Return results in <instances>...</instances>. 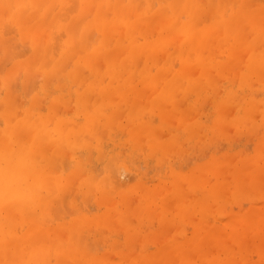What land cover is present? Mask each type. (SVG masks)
<instances>
[{"label":"bare ground","instance_id":"1","mask_svg":"<svg viewBox=\"0 0 264 264\" xmlns=\"http://www.w3.org/2000/svg\"><path fill=\"white\" fill-rule=\"evenodd\" d=\"M144 1L145 2L142 3L143 4L142 5V4H139V2L140 3L143 2L141 0H128L126 5H123L124 2H126L125 0H0V264H53L52 262H50V260L51 261L55 260L54 262H57V264H103L104 261L106 262L107 259L103 261V258H108V255H113V254L108 253L107 257H106V255L104 256L103 254H102L103 256H101V255L97 256V255H94V253L92 254L90 252H87L92 248V246H93L92 244H94V243H92L90 236H91V233H93V232L95 233V230L92 231V229H94V227H95V224H93V223H96V222H94L96 220L92 218V213L90 212L91 207L89 206V203H91L90 197L92 195L100 193L102 195L103 203L105 204L106 203L105 200L106 199L108 200L110 198L113 199L112 197H110L111 194H113L115 192H119V189L123 185L122 184L123 178L121 177V175H123L125 173V171L118 170V166H119V168L125 167V169H127L126 167H128L129 165L128 166H123V165H125V162L127 163V161L129 160L128 158L130 156L127 158V160H126V158L125 159L123 157L121 158V156H122L121 150L115 149L119 146V142H118L117 138H118V134L120 133L119 132L118 134H116L115 128H116V126L121 125L123 123V120H122L123 116L125 117V119L127 117L128 119H131L132 121H134L136 118H137V120L140 118L141 119L144 118L140 114L144 113L143 115L145 116L146 112L143 111V113H142L141 111L144 108L147 110L148 106L152 105V104L149 105L150 101L148 103V106H147V103H145V102H148V99L150 100V97L148 96L150 93H151L150 96L153 94L151 97V102H153V104L154 103L158 104V102H161L162 97L165 95L169 94L172 97V95L170 93L165 94L166 89H163V83H162L163 79L160 81L159 78L164 77V79H165V78L169 77V80H167V79L164 80V81H166V80L168 81V83H166L164 85H168L167 89L169 90V92L172 91L173 89L177 90L178 88L182 89L181 90V92H182L183 91L182 87H184V86L186 87V85H185L186 82L190 83L192 80H195L194 86H196V84H197L196 81L200 79V83H199V85H200V84H202L201 80L205 76L207 78H209L210 75L211 76L213 75L212 76V77H214L212 79L213 81H215V80L217 81L218 79H220L219 77H217V75L220 73L212 72L213 71L212 65H211L212 61L210 59V57L211 58L217 57V56L211 55L212 52H215L216 54L218 53V51L221 52V49H218V51H216L218 46H217V48H216V45L212 46L216 43L215 42L216 38L214 39L215 36L213 37V34H216L217 31H219V30H216V32L214 31L215 29H217V26H219L218 29L220 28L223 30V34H222V32H218V33H220V36L224 37V38L222 37L223 40L224 39L226 40L225 35L226 36L231 35L230 41L235 40V44L239 43L240 47L243 46V44H246L245 42H247L246 39L244 40V38L249 37L253 33V31H255V30H252V29H254L253 28L254 26H255V28L258 27V29L256 28V30L258 31V33H256V35L258 34L257 38L259 37V40H262V41L264 39V5H263L264 2H263V0H261V1L258 0L260 3L262 2L261 4L258 2H255V0H252L253 2H255V4H259V5L253 4L252 1L250 0L251 4H253V6L254 5L256 6V7L254 6L255 8H251L253 6L251 4H249L248 1H245V0H242V1L240 0L241 2L240 1L234 2V0H233L234 3L233 2L231 3L232 0L231 1H229V0H156L158 3V6L155 5L156 4V3H154V2H156L155 0H144ZM203 1L206 3H203ZM244 1H245V4L242 3ZM205 4H207V5H205ZM208 4L210 6L209 8H207ZM234 4H236V7ZM239 4H240V6H239ZM211 6L213 9V11H212L213 13L210 11ZM234 7H235V9H234ZM236 8L238 10H236ZM250 10L252 12H256V14L253 13L255 15L254 17L252 15L248 16V17L252 16V20H251V18L244 17V15ZM206 11L208 12L209 15H207ZM203 12H206V14L204 15ZM211 14H213V15H211ZM249 14H252V13L250 12ZM214 15L217 18L219 17V19H216V17L211 18ZM247 15H248V13H247ZM208 17H210L212 20H210V18L208 19ZM243 17L245 19L248 18L247 20H251V22L245 21V23L247 22L245 24L243 22V20H245ZM255 17H256V19H254ZM201 18L202 19L204 18L203 21H205L206 20L205 18H207L208 21L206 20L207 22L206 21L204 22L207 24L210 23L209 21H212L213 24L212 23L209 24V29L212 30L211 27L213 25H215L214 30H213L214 33L212 31L213 34L210 32V30H209V32L211 33V35L205 34L207 28L202 27L204 25L203 21H201V24H203V25L199 26V22H200ZM214 20H216V21H214ZM240 20H242V21H240ZM252 21H254V22L252 23ZM238 22H239V25L243 24V23L245 25H242L240 27L241 29L235 27L236 29L234 30L235 31L234 32L233 31L234 26H235V24H238ZM241 22H243V23H241ZM207 24H205L204 26H207ZM247 25H248V27L245 28V26H247ZM250 25L252 27L251 33L247 32V30H248L247 28H249V30H250V27H249ZM201 27L203 29H206V30H203V31H205V33L203 31H201L202 29L201 30L198 29ZM154 28H155V30H153ZM242 28H243V30H242ZM150 30H152V32ZM153 31L154 32L157 31L156 33H158V34L154 33ZM167 31L177 32L176 34H178V36L175 33L171 32V35H172V33L175 34L176 36H174V37H176L177 39L178 38L180 39L182 36L183 37L180 40L178 39V41H177L176 38H174L172 35V37L174 39H172L173 41L171 40V43L168 41L169 42V44H168V42H166V41L168 39H171L172 37H170L168 35ZM243 31H246V32H244L242 34ZM209 32H207V33H209ZM98 33L100 35L96 36ZM153 33L158 35V36H155L157 38H152V36L154 37ZM166 33H167L168 37H170V38L166 39V36H167ZM246 33L250 34V35L248 36ZM180 34H183V35H180ZM150 35H152L151 36L152 41L149 38ZM253 35H255V33L252 34V37H253ZM256 35H255V37H256ZM94 36L98 37V40H94ZM141 36L143 38H145V41H147V43L144 41L145 42V43H143L144 46H142V44H141L143 42L140 40ZM217 36H218V34H217ZM250 38H251V36H250ZM250 38H248L249 41H250ZM148 39H149L150 43L148 42ZM182 39H185V40H182ZM220 39H221V37H220ZM253 39H254V37H253ZM256 40L258 41V39H256ZM176 41H177V43H176ZM217 41H218V44L221 43L219 41V38ZM221 41H222V39H221ZM230 41H229V37H228L227 44L231 45ZM241 41H243V42H241ZM257 41L249 42V43L255 44V47H256V44L258 43L257 48H259V50L257 48H255V50L256 49L257 50L256 51L253 50V51L249 52V54H248V51H249V49H253L252 48L253 44H251L250 48H249V46L247 47L245 45L246 50L244 49V46H243V49L240 48L242 51L240 49L236 50V48L239 47V45H238L235 48V50L237 52H235V53L232 52V53H234V54H232V56H235V57L234 58L232 56L228 57L227 59L229 61H230V59H232V60L230 62L227 60L228 61L227 64H225V66L223 65L224 68L222 66H221L222 68L219 67V65L215 64V62H213L212 64L216 65V66L218 65V69L219 68L223 69L222 72L220 71L221 74L223 75V76L221 75L222 77H224L225 74L227 76H229L231 71H233L231 76L236 75V76H234L236 79L237 75H239V74H237L238 73L237 69H239L240 65L244 66V64H245L244 62L247 61L246 64H247L248 68L253 69V70H259L260 69L259 71H256L259 73V75L256 73V75L259 77V78L257 77L258 81L262 80V78L264 79V75H263V73H264V71H263L264 70V49L263 50L260 49L259 41L258 42ZM262 41L260 43V46L263 45ZM178 42H179V45L182 43V45L179 47L176 46V45H178ZM222 42L224 43V41H222ZM228 42H230V43H228ZM240 42L242 43V45L240 44ZM145 44H146V46H145ZM173 44L179 50V52L177 49H175V47H173ZM207 44H210L209 47L211 46V49L214 48L210 52V55H211L210 57H207V55L204 52L205 51L204 47H206ZM221 46H222L221 48H224L223 44H221ZM232 46H233V43H232ZM209 47H208V49H209ZM226 47H228V45H226ZM170 48L172 50L173 49L177 50V52L175 50H174L175 52H172V50ZM228 48H226V49H228ZM230 48L234 49L233 47H230ZM247 48H248V50H247ZM159 49H164L165 52L168 51L169 54L164 52L166 54V56H164L165 54H163V52H161V51H159L160 52V54H159V53H157ZM180 49H181V51H180ZM226 49L223 50L221 52V54L225 53L227 51ZM164 50H162V51H164ZM207 51H209V50H207ZM170 52L174 53V55L177 58H180V60H181V57L183 58L184 64L182 63V61L180 62L178 59H176V60H178V62H180L182 65H185V68H180V67H179L180 69L174 68V67H176L175 62H174L176 57H173L174 55H172V53L170 55ZM182 52H184L185 55L180 57L181 54L182 55L184 54ZM241 52L246 53L245 57H244V54L241 56L242 59L244 60L242 62H241L242 59H241V57L239 58V54H238ZM177 53H179V54H177ZM221 54L219 53V56H221ZM227 55H228V53H227ZM227 55H225V56H227ZM236 55H238V57H236ZM247 55H249V56H247ZM161 56H164V57L162 58ZM167 56H169L170 58L172 57L171 58L172 60L170 58L168 59L170 62L167 61V59H166ZM208 56H209V54H208ZM159 57H161L162 59H166L167 62L165 60L163 62H161L162 60H161V58L159 59ZM188 57H192L194 59L193 60H192V58L188 59ZM246 57H248L247 58L248 60L247 59L245 60ZM173 58H174V60H173ZM238 58H239V60H238ZM188 60H190L191 63L185 62ZM217 61H219V59ZM217 61H216V63H217ZM237 61H240V63L238 64ZM155 62L158 63V65H155L157 68L156 67L154 68V66H152V65L156 64ZM160 62L163 64H160ZM225 62H226V60H225ZM141 63L144 64V67H142V68H141V66H143V65H141ZM173 63H174V66H173ZM176 63H177V61H176ZM185 63L186 64L189 63V64L186 65ZM164 64H165V66L166 65L169 66V64H170V66L171 65L172 66L171 67L166 66L167 70H165L166 71L165 72L163 70ZM220 64H221V62H220ZM139 65H141V66H139ZM230 65H231L232 69H231ZM232 65H234V66L238 65L237 68L236 67L234 68L236 70L233 69ZM179 66H181V65H179ZM158 67L160 69L162 68L161 70L163 72L158 70ZM215 67H213V69H215ZM168 68H170L172 70V72H173L172 75L174 77L171 75V70L168 71L169 70ZM156 69L158 70V74L160 75L159 77H158V74L156 73ZM224 69H226V70H224ZM240 69H241V66H240ZM261 69L263 72L261 71ZM174 70H176V72ZM229 70H231V71H229ZM152 71L155 73H153ZM214 71H216V69ZM224 71H227L229 74H227V72L224 73ZM218 72H219V70H218ZM252 72H254L252 74H255V71H252ZM165 74H168V75L166 76ZM169 74L173 78H171ZM196 74H198L199 77H195ZM245 76L247 77V75H245ZM253 76H255V75H253ZM139 77L142 80L139 79ZM240 77H242V76H240ZM250 77H252V76H249V79H250ZM255 77L251 78L252 79L251 84H253V82H254L253 79ZM134 78L139 79L140 85L142 83L144 85L146 83V85H148V86L149 85H151V86L155 85L157 87V89L155 88L156 91L153 90L150 86L149 88H151V89L148 88L147 91L144 89H143L144 91L139 89V92H140L139 93L137 91V88L142 89V87L139 85L137 87V84H139V83H138L137 79H136L137 83H135L136 81L134 80ZM227 78H232V77L229 76ZM181 79H182V81L184 79L186 82H185V84L183 82L184 86H182L180 88V86L175 85V82L176 81L178 82L179 80L181 81ZM224 79H225V77H224ZM180 81L178 83H180ZM209 81H211V79ZM237 81H238V78H237ZM260 82H262V81H260ZM232 83H234V82L232 81ZM156 84H158V85L161 84L162 89L160 88V86H158ZM220 84L221 83H219V85ZM144 85H142L143 88L146 86V85L145 86ZM173 85L175 86V88H173ZM210 85H211V83H210ZM254 85H256V82L254 83ZM215 86H218V85H215ZM158 87H159V89H158ZM189 87H191V85H188V88ZM197 87H198V85H197ZM219 87L221 90V88H222L221 85ZM145 88H147V87H145ZM245 88H247V87H245ZM253 89H255V87ZM134 90L136 92H134ZM150 90H151V92L147 94L146 92H148ZM141 91H143V92H141ZM199 91H201V90H199ZM133 93H135L137 95L138 100H141L143 95H146V96L144 97V100L142 99L143 101H141V103H140V101L137 100V97H135L136 99L131 100L133 97L132 95H135ZM217 93L219 94V92H217ZM129 94H131V95H129ZM139 94L141 97L139 96ZM175 94H177V92H174V95ZM182 94H184V93L182 92ZM211 95H213V94H211ZM179 96H180V93L177 97L179 98ZM184 96H185V94H184ZM175 97L176 96H174V99H175ZM177 97H176L177 104H176V102L173 104L174 107L177 109V112L174 111L176 109L173 108V111L171 110V112L173 114L169 110V112L167 111L168 114L164 118H161V120L168 118V117L171 118L174 115V117L171 119H177L175 116H177L179 118L181 117V118L177 124H176V121H175V123H172V124L173 125H180V123H181V125L183 126L184 124H182V123L183 122L186 123V120L189 121L191 119V122H192L193 117L188 119L187 116L191 117V116H193V112L196 113V112H199V110L193 111V109L197 108V107L194 106L193 109H191L192 108L191 107L189 109L190 113L187 110L186 112L188 114H186V116H184L182 118V115H185V114H183L182 111H180V109H178V107L182 103L180 105L178 104L179 103L178 100L180 101V98L177 99ZM223 97H226V95ZM242 97H245V96L243 95ZM256 97H257V95H256ZM256 97L254 99L255 101L251 102V103L254 102L253 105L250 104L252 107H248L251 110L254 107V105L257 106V104H258V103H256V99H257ZM127 98H129L130 100L129 99L126 100ZM181 98H182L181 100L185 99V98H183V96ZM208 98L210 99V97H208ZM211 98H214V97L212 96ZM227 98L229 99V97H226V99ZM263 98L261 97L262 100H263ZM145 99H146V101H145ZM235 99H236V97H235ZM125 100H126V102L131 101L130 105L128 104V102H127V104L132 108L131 110H128L126 116L124 115L126 113L125 109H127L129 106L127 104H125V105H127L125 108V106L123 104V103H125L124 102ZM171 100L173 101V99H171ZM218 100L216 101L217 103H218ZM223 100H225V99H223ZM223 100H222L221 104H223V102H224ZM233 101H235V100H233ZM238 101H240V99ZM238 101L236 104H238ZM241 101H243V100H241ZM142 102H143V104H142ZM169 102L170 101H168V103ZM144 103H145V105H144ZM172 103L173 102H170V105L164 103L163 105L165 107L160 103L162 107L159 106L158 110H159V108H161V111H162V109L164 110V109H166V107L171 106ZM197 103L199 104V102H197ZM208 103L209 102H207V104ZM262 103L260 102L259 104L261 105ZM231 104L229 106H231ZM141 105H143V106H141ZM201 105H204V104H201ZM227 105L228 104H226V106ZM122 106H124V107H122ZM226 106L223 108H226ZM186 107H187V105H186ZM123 108H125V109H123ZM169 109H170V107H169ZM254 109H257V107H255ZM148 110H150L148 114L154 112V111L152 112L153 108L152 109L148 108ZM158 110L156 109V111H158ZM202 111H200V112H202ZM223 111H224V109H223ZM255 111H257V110H255ZM175 112L180 114V115L178 116V114H176ZM221 112H222V110H221ZM231 112H232V110H231ZM137 113L139 114L138 115L139 118L136 117ZM158 113L160 114V112H158ZM195 113H194V118L196 115ZM219 113H220V111H219ZM219 113H218L217 117L220 121V118H226L227 119V117H231V114L233 112L231 114H230V112H229V114H226L227 112H225L224 117H222L223 115L221 116L222 113L221 114H219ZM189 114H191V116H189ZM214 115H215V113H214ZM227 115H229V116H227ZM151 116H153V114ZM234 116H236L235 117L236 120H237V117H239V116H237V114ZM145 117L147 118L148 115ZM159 117H160V115H159ZM246 117H247V114H245V119H246ZM146 118H145V121L139 123L137 125V127H134L132 129L134 132L137 131L136 133H134L131 129H130V131L128 130L129 132L132 131V136H134V140L136 138L139 140L141 135L143 136L142 138H144V135H145L146 138H144V140L148 139V136L150 138L153 137V140L151 143L152 146H147L150 154L159 155V153H160L159 147L160 146L161 147L163 146L164 150L166 149L164 151V152H166V153H164L166 155L165 157L168 156V153L171 151L170 149H173V148H175L177 150L176 151L174 149V153L177 154L179 152L178 150H179L180 146L177 149L176 148L177 143H175V144H171V143L175 142V141L177 142L178 136L177 135H176L177 137L174 136L175 133H174V135H172L173 138L176 137V139L174 141H173V139H171L172 140V142H170L171 145L170 144H169V146L167 144L161 145L162 142L158 140L159 137H157L156 131H153L150 129L151 125L149 126V124H151V123H149V120H146ZM212 118H213V116H212ZM249 118H247L246 120H248ZM253 118H255V117H253ZM141 119H140V121H141ZM153 119L156 120V118H154V117H153ZM171 119H169L170 121L167 124L168 127L171 124L170 122L174 121V120L171 121ZM196 119H197V116H196ZM245 119L243 121H245ZM137 120H136V122H137ZM165 120H167V119H165ZM232 120L233 119L230 120L231 123H229V125H227V124L226 125L228 127L233 126L232 130H234V124H232V122H233ZM242 120H241V124H239L240 121H239V123H237V124H239L238 125L239 127L236 128V133L234 132L233 135L237 136L236 134H238V132H237V131H239L238 129L241 128L243 130L244 126L250 127L249 126L250 124H248L246 126L247 122H245V123L243 122V124H245L243 126ZM250 120L251 119H249V121ZM132 121L128 122L127 124L132 123ZM159 121H160V119H159ZM150 122H151V120H150ZM161 122H163V121H161ZM236 122L234 120L235 125H236ZM202 123H204V122H202ZM205 123H207V122H205ZM123 124L121 126L126 125V124H124V125ZM192 124H194V122ZM222 124L224 125V123H222ZM222 124L220 125L221 127L219 126V129H222V131H224L223 128H225L226 132L231 129V128H229L227 130L225 125H224V127H222L223 126ZM259 124H261V123H258L256 125H259ZM200 125L201 124H199V126ZM191 126H193V125H191ZM151 128H152V126H151ZM155 128H157V127H155ZM188 128H189V126H188ZM194 128H195V126H194ZM124 130L126 131V129H124ZM158 130H160L159 127H158ZM168 130L169 129H167V131ZM185 130H187V129H185ZM245 130H247V129H245ZM125 131H123V133ZM167 131L165 132V134L167 133ZM169 131H171V130H169ZM178 131H180V129ZM231 131H229V132H231ZM129 132H127V133H129ZM172 132H174V131H172ZM186 132H185V134H186ZM188 132H189V130H188ZM195 132H192V134L194 133V135H195ZM213 132H214L213 134H216L215 131H213ZM251 132L253 134L256 131L253 132L251 130ZM206 133L207 132L204 133L205 136H206ZM225 134L226 133H224V135ZM227 134H229V133H227ZM231 134H229L230 137H232ZM159 135L161 136V134H159ZM162 135H164V133H162ZM194 135H192V136H194ZM222 135H223V133H222ZM222 135H220L221 138H223ZM123 136H125V135H123ZM200 136H201V134H200ZM205 136L203 135V137H205ZM260 136L262 139L259 138L257 140V144H256L257 146L255 145V147L258 149H255L254 154H252V156H249V158L248 157H246L245 159L241 158L243 163L248 165V166L247 165L245 166V168L247 167L245 172H247V170L251 167L249 169V172H250L249 176L250 177L252 176V178H253L252 172L253 173H254V171L256 172V170H258V168H259V171H257L256 174L254 173L257 176V178H253V179L250 178L249 179V180H253V181L256 179L254 181L256 183H257V181L262 180V179H259L258 177L261 176L260 178H262V176H264V173H263L264 171H262L263 174H261V170L264 168V161H262L264 159V155H262V154H264V151H263L264 149H260V148H264L263 147L264 146V141H263L264 136H262V134ZM170 137H171V135H170ZM203 137H201V138H203ZM212 137H213V135L211 134V138ZM227 139H228V137H227ZM140 140L142 141L143 139H140ZM144 140L142 141V143L145 142ZM199 140H200V138H199ZM128 141H129V139H128ZM163 141H165L167 143L166 140H163ZM193 141H194V139H193ZM201 142L204 145V142H208V141L207 140H204V141L201 140ZM142 143H141V146L143 145ZM127 144H129V143H127ZM130 145H131V143H130ZM138 145H140V144H138ZM178 145H181V147H183L182 143H180ZM132 146L133 145L129 146L130 149H132L131 148ZM165 146H168L169 149H168V147H165ZM144 147H146V146H144ZM200 148H199V150H201ZM130 149H129V151H130ZM133 149H135V148H133ZM181 149H182V152H181L182 154L187 153L189 150V148L185 149V147H183ZM259 149H260V151H257ZM184 150H187V151L185 152ZM129 151H127V152H129ZM241 152H242V149H241ZM141 153H139V154H141ZM205 153L207 154V152H205ZM224 153H227V152H224ZM129 154H131V153H129ZM143 154L146 155L145 152ZM164 154H163V156H164ZM178 154L180 155V157L185 156V154H184V156L181 155L180 153H178ZM194 154H195V152H194ZM169 155H171V153ZM218 155H217V160H216L217 162L214 161L215 163H212L213 166H212V164H210L208 162L209 160H207L209 166H211L210 168L208 167L207 163H205L207 165V167H205V166L201 167L202 164L200 163L201 168H198V167L194 168V166H195L194 165L190 169V170H193V172L192 171L191 172L190 171L185 172L188 175L185 177L183 176L184 179L180 175L178 177H176V176L173 177L172 181H174V184H177V187L174 188L175 193L171 192L172 195L170 194V196H169L173 182L171 181L172 184H170L168 182L169 188H167L168 189L167 191H169V190L170 191L165 192V194L164 193L161 194V196L164 194L163 196H165V198L162 196V198H160L159 203H158V200H157V202H155L157 192H156V194L154 192L155 196L152 193L151 197L149 195L148 200L146 199L149 202V203L146 202L147 206H148V207L145 206L146 208L143 207V205L141 203L140 204L138 203V204L142 205V207L139 208L137 206L138 208L136 207L135 209H133L134 207H130L128 205L129 203L125 204V201L126 202L129 201V199L126 200L128 198V195L126 196L123 194V191L122 192L120 191L121 194L126 196V199H124L125 198L124 196H122V198H121V200L122 199L125 200V201L122 200V201H124L125 205H121V207L126 206V207H124V208L122 207V208L124 210L126 209L127 211H124L123 209L121 210L120 208H118L120 210L119 214L117 212V216H116V214H114V213H116V211H115L113 214L116 217L112 214L113 218L111 217L112 215L110 216V212H109V214H106V212L104 211L105 217L107 216L106 219H109L107 221L109 223L103 222V225L106 224V225H104V228L106 230L112 229L113 227H115L116 224H118L120 222L119 227H121V228H119V229H121V231H122L123 230L122 227L127 228L126 227L127 224L129 226V223H126V222L124 223L125 220L128 221L126 218H130L128 214H130V216L134 215V216H132V218H135V219H138V218L143 219L141 217L142 215L143 216L147 215L145 217H148V219L152 218L151 216H154L153 214L156 215V213H155L156 210L154 209L155 207L151 205V203H154V202H155V204H159V205H161L164 202L162 204V206L164 205V207H160V209H159L160 212L157 211V213L160 214V215L157 214V216H159V217L156 216L157 218H162L159 220V222L161 224L164 222V220L167 219V218L163 219V217L169 216V215H167L166 212L168 211V209H170L169 207L172 206V204H173L172 202H175L174 200H176V202H175V208L176 209L171 207L174 209L172 211L173 212L175 211L174 213H176V210L179 212V210L182 211L183 208H186V209H184L186 211H183L184 216H182L183 218L186 217V219L191 214L195 215L196 218L199 217L198 214L196 216V212H199L201 214V215L199 214L201 216L200 220L201 219L203 220L206 218V216L208 217L210 215L208 212H211L212 214H214V212H217V210H218V212L222 211L224 205L227 204L226 202L230 201V200H228L229 197H227V198L222 197L220 199L221 195H219V194L224 193V192L220 193V191H222V189L220 190V186H222V183L224 186V184L227 181L223 182V181H219L218 180L219 178H217V179L213 178V181L211 183H208V182H210L211 179L207 178L209 180L208 182L205 179L206 177H208L207 175H209L208 173L210 172V170H211L210 175L214 174L213 171L216 169L215 166L220 168V166H222L224 164L223 165V168H224V166L229 165V164H226L227 162H224L227 159L221 160L222 162L218 161ZM231 155H232V153H231ZM261 155L263 156V158H261V159L259 158V159L262 161L263 164L262 163L256 164V162H259L258 157H260ZM132 156H134V152H133ZM171 156L174 159H176V157H174L173 155H171ZM203 156H204V154H203ZM238 156H239V154H238ZM180 157H178V158H180ZM135 158H137V156L136 157L134 156V159ZM171 158H170V160H172ZM236 158H237V155H236ZM251 158L253 160V161L251 160L252 163L250 161ZM255 158H256V160L257 159L258 160L256 161ZM153 159H154V157H153ZM231 159H228V160H231ZM211 160L212 159H210V161ZM118 161H120L121 166H120V163ZM164 161H166V160H164ZM173 161H175V160H173ZM173 161H171V162H173ZM238 161H239L238 162L239 165L237 163H235L236 167H232L235 165L234 161H232V160L229 161L230 164H232L231 162H233V165L230 166L231 169L229 168V166L225 167L224 169L221 167L222 170H220V172H219V170L217 168L216 170L219 173H217L215 175H219L221 172L224 173V170L226 168H229L232 177L230 175L229 176L231 178H235L234 181L235 180L237 181V179H239L238 177L242 176L240 174H243L244 169H245L242 167L244 164H242V162L239 160V158H238ZM116 162H118V163H116ZM137 163H138V161H137ZM139 163H140V160H139ZM141 163H142V161H141ZM158 163H160V162H158ZM188 163H189V161H188ZM202 163H204V162H202ZM219 163H220V166L218 165ZM253 163H255V164H253ZM154 164L157 165V163H154ZM162 164H163V161H162L161 165ZM250 164H253L254 167H252L253 165H250ZM112 165H114L115 167L114 166L112 167ZM140 166H141V164H140ZM198 166H199V163H198ZM212 167H214V168L212 169ZM237 167H239V168H237ZM162 168H163V166H162ZM197 168L200 171H197ZM233 168L234 169L237 168V169L234 170ZM240 168H243V170ZM128 169L130 170V168H128ZM179 169H182V167ZM203 169L208 170L209 172L205 171V170L203 171ZM239 169H240V171L242 170V172H239ZM175 170L177 171V169H175ZM201 170L203 172H207V174L204 175L205 174L204 173V174H202V176H201V174L199 175V172H202ZM237 170L239 173L237 172ZM133 171H134V169L131 170L132 174H134L136 172V171H134V172ZM166 171H168V170H166ZM166 171H165V173H166ZM180 171L181 170H179V172ZM194 171H197L198 173H195ZM193 173L196 174V176H194ZM233 173H234V175H233ZM237 173H238V176H237ZM100 174H102V175L99 177ZM199 176H201L202 180H204V181L206 180V182H204V184H206V183L208 184V186L206 185V190H207V188H210V186H212L215 188L213 190L219 192V193H217L219 196L216 194V197L215 196L212 197L211 198L212 201L211 202L209 201L210 203L216 202V205L214 203L210 204L212 206L207 205L209 202L206 203V201H208V198L206 200V197H205L204 199L201 200L203 202L197 203L198 205H195L196 204V202H195L194 205H195L196 209L193 208L194 206H192L193 209L192 208L190 209L189 203L192 204V202L195 201V197L197 196V194L194 192L193 195L191 194L193 200L191 198L190 200L189 199L185 200L186 201L185 202L183 199H186L190 193L185 195L184 193H187V192H185V190L182 193L183 189L180 186V185H182V182L180 183V185L178 182L180 179L184 180V181L186 180L187 182H183V184L186 187V190H188V189L191 190L193 188H194L193 190H195L196 189L195 187L192 188L190 186V185L194 186V183H195L196 187H199V185H200V186H202V188L204 190L205 185L203 183H201L203 181L199 179ZM204 176H205V178H204ZM190 177H192V178H190ZM193 177H195V178H193ZM222 177L225 178L227 176L225 175ZM247 177L245 178V180H243L244 177L243 178L241 177V179L238 180L239 184L242 183V180L243 181L248 180ZM188 178H189V180H188ZM220 178H221V176H220ZM190 180H192L191 181L192 184L188 183ZM215 180H218V181H215ZM220 180H222V178ZM232 180L233 179L228 180V182L231 181L228 184H230L233 187L232 184L235 183L233 191H236L239 188V184H238V182H233ZM163 181H164V179H162V183H163V186L165 187L166 182L168 180L166 182H163ZM196 181L199 182L200 184L196 183ZM140 182H142V181H140ZM158 182H159V180H158ZM254 182L253 183L251 182L250 185L253 184L254 187H256L255 186L256 183H254ZM164 183H165V185H164ZM186 183L189 186H187ZM217 183H218V185H217ZM220 183H221V185H220ZM258 183H260V182H258ZM153 184L156 186L155 183H153ZM159 184H161V183H159ZM201 184H203V185H201ZM228 184H227V188H226V186L225 187L222 186L223 190L227 191V192L225 191V193H224L226 195H228V193H229L228 189H229L230 185H228ZM243 184L244 183H242L241 185H243ZM247 184H248V182H247ZM139 185H140V183H139ZM155 186L153 188L155 189V191H158L159 189L157 190V188H155ZM249 186L247 187V185H245L244 186L245 189H243L244 187L241 186L243 190L240 187L238 189L239 192L238 191H236L237 193L233 192L232 196H233V194L235 197L240 195V197L242 199L241 194L242 195L244 194V192H242V191L245 190V193H247L246 191H248V190L246 189V187L250 190ZM130 187H129V189H130ZM160 187H158V188H160ZM151 188L152 187H150V189ZM137 189H139V187H137ZM137 189H135V190H137ZM154 189H153V191H154ZM131 190H133V189L131 188ZM141 191L143 192V190H141ZM149 191L150 190L147 189V191H145V193H143L144 196L146 194L148 195ZM176 191H177V193H176ZM230 191H231V189H230ZM159 192H160V190H159ZM190 192L192 193V190ZM180 193H181V195H180ZM150 194H151V191H150ZM173 194L174 195L179 194V196H177L173 200V197H174ZM249 194H250V191H249ZM138 195L140 197L139 199H142V197L144 198L142 193H140ZM147 195H146V197H147ZM205 195H207V194H205ZM211 195H212V193H211ZM226 195H224V196H226ZM185 196H186V198H184ZM228 196H230V194ZM232 196H231V198H235L234 196L233 197ZM166 197H168V199L173 200V201L170 202V200H168ZM179 197L180 198L183 197V199L181 198L182 199L181 200ZM217 197L220 200L225 198L224 199L225 201L223 200V201L218 202L219 199ZM151 199H153V200L155 199L154 202H152ZM177 199H180V200H177ZM209 199H210V196H209ZM214 199H215V201H214ZM246 199H243V200H246ZM115 200H116V198H115ZM131 200H132V198H131ZM231 200H233V199H231ZM97 201L99 203L98 199H97ZM109 201H111L109 206L114 205V202L112 203L113 200H108L107 203H109ZM138 201L140 202V200H138ZM100 202L102 203V201H100ZM167 202L171 203V205H169V207L167 205ZM183 202L186 204H184ZM165 203L167 206H165ZM187 203L189 206L187 205ZM130 204H131V206H133L132 205L133 203L130 202ZM176 204H177V206H178V204H180V206H183L182 209H179L181 207L180 206L177 207ZM199 204H200V206H199ZM220 204H221L222 208L219 206ZM232 204H234V203H231V205ZM213 205L216 207V208H214V212H212ZM252 206L253 207H255V206L251 205V209H252V211H254L256 208H252ZM149 207L151 209H149ZM200 207H202V208H200ZM206 207L207 208L209 207L208 209L209 210L211 209V211H209ZM162 208H163L164 212L166 210L165 214L163 213V210H161ZM187 208H189V209H187ZM199 208L201 209V211L199 210ZM219 208H221V209H219ZM230 208H228V209H230ZM130 209L135 210V212L132 211L133 213L132 212L130 213ZM136 209H138V210H136ZM142 209H144V210H142ZM153 209H154V213H153ZM193 210H195L196 212ZM197 210H199V211H197ZM236 210H238V207ZM128 211H129V213H128ZM142 211H144L145 213L142 214ZM234 211L235 210H233V213H234ZM245 211H247V209ZM121 212H122V216H123V218L122 217L121 218L123 221L121 219L119 220L120 217H118L119 215H121ZM183 212H179V216H178V213H176V214L180 218ZM186 212H187L188 216L185 214ZM248 212L249 211H247L245 214L248 216H249V214L251 215V213H248ZM124 213H126V215ZM135 213H137L138 216L136 214V217H135ZM205 213H206V215H205ZM227 214L228 213H226V215ZM124 215H125V220H124ZM172 215H173V213H172ZM246 215H244V217ZM97 216H99V215H97ZM173 216H172V218H173ZM213 217L215 218V216H213ZM227 217L229 218L228 215H227ZM234 217H237V216H234ZM153 218H155V217H153ZM172 218L170 217V218H168V220L170 221ZM214 218H211V219H214ZM115 219H116V221H115ZM217 219H219V218H217ZM262 219L264 221L263 215L261 216V220ZM132 220L134 221V219H132ZM161 220H163V221L161 222ZM168 220H166L167 222L165 221L166 224L165 223L164 224L166 226L168 224V227H169V223H172V222L171 221L168 222ZM174 220H175V218H174ZM200 220H199V222H200ZM219 220H222V219H219ZM224 220H225V218L223 219V221ZM110 221H113V222L115 221V222L113 223ZM185 221L188 222L190 220L188 219V221L187 220H185ZM263 221H262V224L259 221L260 224H258V226L256 227L255 233L259 237L261 242L264 243V241H262V240H264V226H262V225H264ZM197 222H196V224H197ZM226 222H228V221H226ZM121 223L123 224V226ZM140 223L141 222H139L138 225ZM174 223H175L174 225H177L178 222L176 221ZM183 223L184 222L180 223V221H179L178 227L183 225ZM229 223L232 225L234 222L231 223L229 220ZM99 224H102V223L100 222ZM179 224H181V225H179ZM189 224H191V223L189 222ZM193 224H195V223H193ZM198 224H197V226H195L197 228V230H196V228H194L193 232L199 238L196 240L197 237L194 234H193L194 238L191 237L193 239L186 238L187 240H190V241H186V242H188L189 245L192 243L191 247H188L187 243H186L187 245L185 244V247H184L183 240L180 242V244H178L176 241H180L179 239H174L178 245L176 243L173 244L171 242L172 240L169 241L172 243V245H171V243L169 244V242H168V245H166L167 243H165V244L162 243L164 245V246L162 245L164 247V251H165V249H167V246L168 247L172 246L173 248L175 246L176 250L179 248L176 253L178 254L180 252V254H178L177 257L179 258V256H180L183 259V260L181 259L179 261L180 264H191V262H193L194 264H196V263L199 264L197 261H194V259L192 260V258L194 257L193 255L201 252L202 255L200 254L201 256L200 255L199 256L200 257L204 256L203 255V253H205V252H203L204 249H205V251L208 249V248H206L205 245H209V243L211 241H214L217 238V236L219 235V232H221L219 230L223 231L221 224L216 223V224H218V226H217L214 223L213 224L215 226L214 229L212 228L213 227V225H212V227L210 226L211 228L209 231H205V233H203L204 232L203 231L202 233L204 236L202 235L201 237L204 239H201V237L199 235L201 233V231L199 230V229H201V226L199 227ZM236 224H238V223L233 224L232 228H234L233 231L234 230L238 231L239 234L234 231L233 235L236 233L235 234V241H240L242 239L241 240V242H242L243 239L245 238V236H244L245 233L241 231L243 229L242 225H240V224L237 225V226H239L238 228H240V226L242 227V228H240L241 230L239 231L238 228H236V226H235ZM132 225H134V224H132ZM205 225H208V224H205ZM205 225H203V227H205ZM111 226H113V227H111ZM172 226L169 227V229L164 227L163 229H165V231L160 232V234L158 233V237H160V235L164 234L163 232L166 233V229L167 230H170V228L172 229L173 228ZM183 226H185V225H183ZM129 227H132L129 229H131V230L133 229V226L130 225ZM138 227H140V225ZM181 227L179 230H177V229L176 230L178 231V235L180 234L181 236H183V233H181V232L183 231L182 228H184V227H182V228ZM215 228H216V230H215ZM180 230H181V232H179ZM198 230L200 231L199 233L197 232ZM203 230H206V229H203ZM134 231H136V230H134ZM134 231H132V233H134V235H136L139 232V230H138V232L137 231L134 232ZM128 232L131 233L130 230L127 231V233ZM186 232H187V230H186ZM103 233H105V231H103ZM127 233H126V236L129 235V233L128 234ZM211 233H213V235L214 234L217 235V236L216 235L214 236L215 237L214 240H213L214 237H211L212 236ZM242 233H244V234H242ZM100 234H102V233H100ZM131 234L129 235L130 236L129 240L131 238H133L132 236H134ZM141 234H142V232H141ZM229 234H230V232H229ZM102 235H104V234H102ZM207 235H209V236H207ZM137 236H138V234L134 237L136 238ZM142 236H144V235H140L141 240L133 239V242H135L133 247H135L136 240L140 241V243H139L140 248L142 246H145V245H143L144 244L143 242H144V240H146L145 242H147V237H146V239L145 238L142 239L141 238ZM148 236H150V234ZM105 237H109V236H105ZM176 237H178V236H175V238ZM210 237H211V239H209L207 241V238H210ZM219 237L220 238H217L218 240L221 239V236H219ZM94 238H95V236H94ZM155 239H157V237ZM90 241L92 243L91 248L89 247ZM97 241H100V240L98 239ZM139 241H137V243ZM195 241H196V244L194 243ZM198 241H200V242H198ZM130 242H131V240H130ZM95 243L97 244V242H95ZM184 243H185V241H184ZM98 244H100V243H98ZM106 244H108V243H106ZM203 244H204V246H203ZM131 245H133V244L131 243ZM169 245H171V246H169ZM179 245L182 247L183 250L181 249V247ZM231 245L232 244L230 243V245H228L229 247L227 246V248H222V250H221V251H224L226 253V255H225L226 257L224 256L225 259H222V257L220 259V257H218L220 255V253H218V252H220V250L217 252V254H218V256H217L215 253L211 254L212 251L208 249V251H206L205 254L208 255V252L210 251V255H208V256H210V259L208 258V256L205 255V257H207L206 259H208V260H206V262L204 260L201 263L208 264L210 262V264H229V263L231 264L233 262L236 264V262H234V261H237V260L231 259V256H230V255L233 256V250L231 249V251H230V247L233 248V246H231ZM136 246H138V245H136ZM98 247H100V246H98ZM146 247H145V249H146ZM159 248H158V250L156 249V251L157 252L159 251L158 253L160 254L163 251V248H161V246ZM184 248H186L188 250H186ZM198 248L202 251H199L198 253H196L199 250ZM212 248H214V247H212ZM228 248H229V250H228ZM189 249L195 253L192 254V252L189 251ZM225 249H226V251H225ZM141 250H142V248H141ZM160 250H161V252H160ZM193 250H195V251H193ZM90 251H92V249ZM95 251H96V249H95ZM156 251H154V252H156ZM181 251H183L184 253L181 254ZM188 251L190 252L191 257L189 255ZM93 252H94V250H93ZM118 252H120V251H118ZM154 252L152 251V254ZM172 252H175V250ZM227 252H228L230 258L227 255ZM230 252H231V254H230ZM111 253H112V251H111ZM144 254L145 253H143L141 255V257L145 258L146 255H144ZM150 254L151 253H149V255ZM152 254H151V256H152ZM50 255H52V258L50 257ZM149 255L147 254L146 258L150 257V260H153V259L156 260L157 259L156 257L151 258V256H149ZM155 255L156 254L154 253L153 256H155ZM165 255H167V254H165ZM125 256L127 257V259L123 258V260H124L123 262L121 261L122 258L120 259V257H118L119 259L116 258L117 260H113L112 257H110L112 260L110 258H108L107 262L108 263L111 262V264H112V261L113 262L115 261L114 263H117V264H119L120 262H121L120 264H122V263L125 264V262L128 259H130V256H129V258H128V255H125ZM174 256H172L173 258L171 257L172 259L170 258L169 260L176 261L177 257L175 256L176 257L175 258ZM186 256H188L190 258H188ZM220 256H223V255H220ZM131 257L133 259L130 262L128 260L129 263L128 262L127 263L128 264H135V262L137 260L135 259V257H133V256H131ZM144 258L140 259L142 264L146 263L147 261L149 262L148 259H144ZM174 258H175V260H174ZM211 258H212V260H211ZM232 258H234V257H232ZM200 259L202 260L203 258H200ZM118 260H120L119 263H118ZM231 260H233V261H231ZM148 262L146 264H149ZM138 263L140 264V262H138ZM138 263H136V264H138ZM151 264H155V263H151Z\"/></svg>","mask_w":264,"mask_h":264},{"label":"rangeland","instance_id":"2","mask_svg":"<svg viewBox=\"0 0 264 264\" xmlns=\"http://www.w3.org/2000/svg\"><path fill=\"white\" fill-rule=\"evenodd\" d=\"M126 2H124V4L123 5H126V3H127V1L128 0H125ZM141 1H143V2H139V4H142V3H144L145 1L144 0H141ZM156 1V0H155ZM229 1H231V0H229ZM235 1H240V0H234V2ZM242 1V0H241ZM240 1V2H241ZM245 1H248L249 2V4H251V1L250 0H245ZM245 1L244 2H242L243 4H245ZM259 1H261V0H259ZM258 0H255V2H258V3H260ZM233 2V0L231 1V3ZM233 2V3H234ZM255 2H253L252 1V3L253 4H255ZM263 2H264V0H263ZM154 3H156L155 5L156 6H158V3H157V1L156 2H154ZM203 3H206V2H204L203 1ZM238 3V2H237ZM262 3V2H261ZM260 3V4H261ZM73 4V3H72ZM146 4V3H145ZM241 4V3H240ZM240 4H239V6H240ZM253 4H251L252 6H253ZM143 5V4H142ZM205 5H207V4H205ZM235 5V7H236V4H234ZM242 5V4H241ZM255 5H259V4H255ZM254 5V6H255ZM263 5H264V3H263ZM155 6V7H156ZM243 6V5H242ZM251 7V8H255V7ZM210 6H209V4H208V7L207 8H209ZM235 7H234V9H235ZM238 7V6H237ZM211 9H212V6H211ZM210 9V11L212 12L213 11V9L211 10ZM250 9V8H249ZM236 10H238L237 8H236ZM252 10V9H251ZM248 11L247 13H248V15H247V13L244 15V17H248L249 15H252L253 17L255 16L254 14H256V12H252V11ZM208 11V10H207ZM206 11V12H207ZM206 12H203V14L205 15L206 14ZM252 13V14H249V13ZM213 13V12H212ZM254 13V14H253ZM202 14V15H203ZM207 15H209L208 14V12H207ZM211 15H213V14H211ZM247 15V16H246ZM252 16L251 17H248V18H251V20H252ZM207 17V16H206ZM214 17H216L215 15L214 16H212L211 18H214ZM243 17V18H244ZM257 17V16H256ZM256 17L254 18V19H256ZM210 17H208V19H209ZM210 18V20H212ZM248 18H244L245 20H243V22L245 23V21H249V22H251V20H247ZM206 20H207V18H205ZM216 19H219V17L217 18L216 17ZM262 19V18H261ZM204 20V18L202 19L201 18V20H200V22H199V26H202L203 24L205 25V24H207V23H204L205 21H203ZM242 20H240V21H242ZM201 21H203V24H201ZM208 21V20H207ZM206 21V22H207ZM214 21H216V20H214ZM239 21V22H240ZM263 21V20H262ZM210 22V23H209ZM208 23L209 24H211L212 23V21H209ZM218 22V21H217ZM239 22H238V24H235V26H234V29H233V31L236 29V28H240L242 25H245L243 22H241V23H243V24H240L239 25ZM248 22V23H249ZM254 21H252V23H253ZM259 22V21H258ZM201 24V25H200ZM209 24H207V26H202V27H206L207 28V30L206 29H203L202 27L201 28H198V29H202L201 31H203V30H206V33H205V31H203L205 34H210L211 35V33H212V31L214 30V27H215V25H213L212 27H211V29L212 30H210L209 29ZM213 24V23H212ZM217 24V23H216ZM251 24V23H250ZM218 25V24H217ZM218 27L219 26H217V29H215L214 31L216 32V30H219V31H217V33L216 34H213L214 33V31H213V37H214V39L216 38V43L214 44V45H212V46H215L216 45V48H217V46H218V48L216 49V51H218V49H221V52L223 51V50H225L226 48H228V49H226L227 51L225 52V53H223V54H221V52H219L218 51V53L216 54L215 52H212V54L211 55H213V56H217V57H213V58H211L210 56V52H211V50H213L214 48H212L211 49V46L209 47V45L210 44H207L206 45V47H204V49H205V54L207 55V57H210V59H211V65H212V72H217V73H220V74H218L217 75V77H219L220 79H218L216 82L218 83H216L215 81H213L212 79L214 78V77H212L211 75H210V77L209 78H207L206 76V78L204 79H202L201 80V82H202V84H200L199 85V83H200V79L199 80H197L196 82H197V84H196V86H194L195 84H194V81L195 80H192L190 83H188V82H186L184 79H183V81H182V79H181V81H180V83H178L177 81L175 82V85L176 86H180V88L182 87V86H184V84H185V82H186V87L184 86V87H182L183 88V93L185 94V96H184V94H182V92H181V90L182 89H173L172 91H170L169 92V90L167 89V87H168V85H164V84H166V83H168V81L167 80H169V77H167V78H165V79H167L166 81H164L165 79H164V77L163 78H159L160 79V81L163 79V89H166V91H165V94L167 93H170L171 95H172V97L168 94V95H165V96H163L162 97V100H161V102H158V104H153V102H151V97H152V95L150 96V92H151V90L150 91H148V92H146L147 91V89L151 86V85H146V83H145V85L142 83L141 85H140V81H139V79H141L140 77H139V79H137V78H134V80L136 81V79L138 80V83L139 84H137V87H138V85L139 86H141L142 87V89L141 88H137V91L139 92V89L140 90H146L145 92L148 94V93H150L148 96L150 97V100L148 99V102H145V103H147V106H148V103H149V101H150V103H149V105L150 104H152L151 106H148V108L149 109H152L153 108V110H152V112L153 113H150L151 115L153 114V116H151L150 114H148L149 113V111L150 110H148V108H147V110L145 111L144 109L141 111L142 113H143V111L144 112H146V115L145 116H147L148 115V117L146 118L143 114H140V115H142L144 118H140L141 119V121H140V119H138L137 120V118L136 117H138V113L136 114V119L134 120V121H132L131 119H128L127 117H126V119H125V117L123 116V123L124 124H126V125H124L123 123V125L124 126H121V125H118V126H116V128H115V131H116V134H118L119 132V134H118V138H117V140H118V142H119V146L117 147V148H115V149H120L121 150V152H122V156H121V158L123 157L124 159L126 158V160H127V158L129 159L128 161H127V163L125 162V165H123V166H128V167H126L127 169L128 168H130V170L128 169H125V167L123 168H119V166H118V170H121V171H125V173L123 174V175H121V177L123 178V181H122V186H121V188L119 189V192L121 191H123V194L124 195H128V198L126 199V196H124L123 194H121V192L119 193V192H115V193H113V194H111V196L110 197H112L113 199H108V200H113L112 201V203L114 202V205H111V206H109L110 205V202L111 201H109V203H107V201L105 200V204L103 203V199H102V195L100 194V193H97V194H94V195H92L91 197H90V202L91 203H89V206L91 207V213H92V218L93 219H95L96 221H94V222H96V223H93V224H95V227H94V229H92V231L93 230H95V233L93 232V233H91V236H90V238H91V241H92V243H94V244H92L91 243V241H90V245H89V247L91 248V246H92V251H87V252H90V253H94V255H97V256H99V255H101V256H105L106 255V257H107V254L108 253H110V254H113V255H108V258H110V257H112V259L113 260H117V259H119L118 257H120V259H121V261L123 262L124 260H123V258H126L127 259V257L125 256V255H128V258H129V256H130V259H128L129 260V262L133 259L131 256H133V257H135V259L138 261V262H140V264H142V262H141V258L143 259L144 257H141V255L143 254V253H145L144 255H146L147 256V254L149 255V253H151L152 254V251L154 252V251H156V249L158 250V248L161 246V248H163V251L161 252V250H160V254L156 251V252H154L156 255L155 256H153V254H152V256H151V254L149 255V256H151V258L153 257H156L155 259L156 260H150V257H148V258H146V256H145V258L144 259H148L149 260V264H151V263H157V264H180L179 263V261L182 259L180 256H179V258L177 257V255L178 254H180V252L177 254L176 252L178 251V249L176 250V248H175V246H174V248L171 246L172 245V243L173 244H175L176 242L178 243V244H180V242L183 240V244H184V247H185V244L187 243L188 244V242H186V241H190V240H187L186 238H191V237H193V234L195 235V233L193 232V230H194V228H196L195 226H197V224H198V226L200 227L201 226V229H199L200 231H201V233L203 232V233H205V231H209L210 230V228L212 227V225L215 223H218V224H221V226H222V229H223V231L222 230H219V231H221V232H219V235L217 236L216 234H214L213 235V233H211V237H214L215 235L217 236V238H220L219 236H221V239H215V237L213 238V240L214 241H211L210 243H209V245H205L206 246V248H208L209 250H211L212 251V253L211 254H213V253H215L217 256H218V254H217V252L220 250V252H218V253H220V255H223V256H218V257H220V259H221V257H222V259H225L224 258V256L226 255V253L224 252V251H221L222 250V248H227V246L228 245H230V243L232 244L231 246H233V248L232 247H230V251H231V249L233 250V256L232 255H230L231 256V259H236L237 261H234V262H236V264H264V243L263 242H261V240L259 239V237L256 235V227L258 226V224H260V222H261V224H262V221H263V219L261 220V216L263 215L264 216V176H262V178H260V177H258L259 179H262V180H260V181H257V183L256 182H254L253 180H249L250 178L251 179H253V178H257V176L255 175L256 174V172L257 171H259V168H258V170H256V172L254 171V173L252 172V175H253V178H252V176L250 177L249 175H250V172H249V169L251 168H249L248 170H247V172H245L246 171V168H245V166L247 165V164H245V163H243V161H242V159L244 158H246V157H248L249 158V156H252V154H254V152H255V149H258V148H256L255 147V145L257 144V140L260 138V139H262L261 138V134H262V136H264V79L262 78V80H260V81H262V82H260V81H258V76L256 75V73L259 75V73L258 72H256V71H259V70H253V69H250V68H248L247 67V64H246V62L247 61H245L244 63L246 64H244V66H242V65H240L241 66V69H240V66H239V69H237V71H238V73L237 74H239V75H237V77H236V79H235V77L234 76H236V75H234V76H231L232 75V73H233V71H231V70H229V71H231V73H230V77H234L233 79L232 78H227V77H229V76H227L226 74L224 75V77H225V79H224V77H222L223 75L221 74V72L223 71V69H218V65H219V67H223V65L225 66V64H227V62L229 61L227 58L228 57H230V56H232V54H234L235 52H237L236 50L237 49H240V48H242L243 49V46H244V49H245V47L247 46H249V48H250V46H251V44H253V43H249V42H255V41H257L256 39H258V41H259V47H260V49L261 50H263L264 49V39H263V41L262 40H259V37L257 38V35H256V33H258V31L256 30V28L258 29V27H256L255 28V26L253 27L254 29H252V27H251V25L249 26L250 27V30H249V28H247L248 30H247V32H249V33H251V31L252 30H255V31H253V33L252 34H254L255 33V35H256V37H255V35H253V37H254V39H253V37H252V34L250 35V34H247L248 36L250 35L251 36V38H250V36L249 37H245L244 38V40L246 39V41L247 42H245L246 44H243V46H241L240 47V45H239V43H237V44H235V40L233 41L232 39V41H230V36L231 35H229V36H226L225 35V38H226V40L224 39L223 40V36H220V33H218V32H222V34H223V30L222 29H218ZM236 27V28H235ZM246 27H248V25L247 26H245V28ZM241 29V28H240ZM252 29V30H251ZM153 30H155V28L153 29ZM209 30H210V32H209ZM221 30V31H220ZM242 30H243V28H242ZM151 32H152V30H150ZM154 32V31H153ZM157 31H155L154 33H156ZM168 32V35L170 36V37H172V35H173V37L174 36H178V34H176L177 32H173V31H167ZM171 32H173V33H175V34H173L172 33V35H171ZM202 32V33H203ZM207 32H209V33H207ZM235 32V31H234ZM244 32H246V31H243L242 32V34L244 33ZM96 33V32H95ZM153 33V34H154ZM170 33V34H169ZM156 34H158V33H156ZM156 34H154V37L152 36V35H150V39H151V41H152V38H157V37H155V36H158V35H156ZM217 34H218V36H217ZM221 34V35H222ZM98 35H100L99 33L96 35V36H98ZM166 35H167V33H166ZM168 35L166 36V39L167 38H170V37H168ZM180 35H183V34H180ZM96 36H94V40H98V37H96ZM151 36H152V38H151ZM171 38V39H168L166 42H170L171 43V40L172 39H174V38H176V37H174V38ZM183 37V36H182ZM181 37V38H182ZM219 38V41L221 42L220 44H218V38ZM220 37H221V39H222V41H224V43L221 41V39H220ZM223 37V38H222ZM228 37H229V41L231 42V45L230 44H227V41H228ZM180 38V39H181ZM185 38V37H184ZM248 38H250V41H249V39ZM179 39V38H178ZM178 39L176 38V40L178 41ZM179 39V40H180ZM140 40L141 41H143L141 44H142V46H144V44L143 43H147V41H145V38H143L142 36L140 37ZM156 40V39H155ZM182 40H185V39H182ZM254 40V41H253ZM145 41V42H144ZM173 41V40H172ZM177 41H176V43H177ZM257 41V42H258ZM261 41L263 42V45H261L260 46V43H261ZM148 42H149V39H148ZM169 42H168V44H169ZM180 42V41H179ZM179 42H178V45H176L177 47H179V46H181L182 45V43L179 45ZM226 42V43H225ZM230 42H228V43H230ZM241 42H243V41H241ZM240 42V44L242 45V43ZM150 43V42H149ZM152 43V42H151ZM173 43V42H172ZM175 43V42H174ZM232 43H233V46H232ZM249 43V44H248ZM221 44H223V47L224 48H221L222 46H221ZM225 45V46H224ZM226 45H228V47H226ZM235 45V46H234ZM239 45V47H237ZM246 45V46H245ZM258 43L256 44V47H255V44H253L252 46V48L253 49H249V51H248V54H249V52H251V51H256L257 49L259 50V48H257L258 46ZM145 46H146V44H145ZM160 46V45H159ZM170 46V45H169ZM168 46V47H169ZM220 46V47H219ZM263 46V47H262ZM161 47V46H160ZM167 47V46H166ZM173 47H175L174 46V44H173ZM208 47H209V49H208ZM226 47V48H225ZM230 47H233L234 49H231ZM237 47V48H236ZM159 48V47H158ZM165 48V47H164ZM172 48V47H171ZM170 48V49H171ZM235 48H236V50H235ZM255 48H257L256 50H255ZM175 49H177L176 47H175ZM175 49H171L172 50V52H177V50H175ZM162 50H164V49H159L158 50V52L157 53H159L160 54V52L159 51H161V52H163V54H165V53H168V51H166L165 52V50L164 51H162ZM175 50V51H174ZM207 50H209V51H207ZM231 50V51H230ZM234 50V51H233ZM241 50V49H240ZM246 50V49H245ZM244 50V51H245ZM247 50H248V48H247ZM180 51H181V49H180ZM242 51V50H241ZM165 52V53H164ZM172 52H170V55H171V53ZM178 52H179V50H178ZM208 52V53H207ZM232 52H234V53H232ZM240 52V51H239ZM181 53V52H180ZM182 53H184V52H182ZM219 53L221 54V56H219ZM227 53H228V55H227ZM169 54V53H168ZM177 54H179V53H177ZM208 54H209V56H208ZM216 54V55H215ZM239 54V58L244 54V57H245V55H246V53L244 52H241V53H238ZM251 54V53H250ZM172 55H174V53H172ZM185 55V53L182 55H180V57L181 56H184ZM225 55H227V56H225ZM164 56H166V54L164 55ZM164 56H161L162 58L164 57ZM247 56H249V55H247ZM161 57H159V59L161 58ZM173 57H176L175 55L173 56ZM233 58L235 57V56H232ZM236 57H238V55H236ZM161 58V62H163L164 60L166 61V59H167V61L168 62H170L168 59L170 58L169 56H167V58L166 59H162ZM172 58V57H171ZM170 58V59H171ZM190 58H192V57H188V59H190ZM239 58H238V60H239ZM248 57H246L245 58V60L247 59ZM176 59H178L180 62L182 61V63H183V58L181 57V60H180V58H175V60H174V58H173V60H174V62H175V66L176 67H174L175 69H177V68H185V65H182L180 62H178V60H176ZM194 58H192V60H193ZM219 59V61H217ZM236 59V58H235ZM241 59H242V57H241ZM172 60V59H171ZM191 60V61H192ZM225 60H226V62H225ZM228 60V61H227ZM232 59H230V61H231ZM248 60V59H247ZM166 61V62H167ZM176 61H177V63H176ZM216 61H217V63H216ZM229 61V62H230ZM242 61H244L243 59L241 60V62ZM160 62V64H163V63H161ZM185 62H190V60H188V61H185ZM193 62V61H192ZM213 62H215V64H218L217 66L216 65H213L212 63ZM220 62H221V64H220ZM233 62V61H232ZM156 63V62H155ZM165 63V62H164ZM191 63V62H190ZM237 63L239 64L240 63V61H237ZM154 64V63H153ZM166 64V63H165ZM165 64H164V66H163V70L165 71V70H167V67H171L170 66V64H169V66H165ZM168 64V63H167ZM172 64V63H171ZM184 64V63H183ZM186 64V63H185ZM189 63H187L186 65H188ZM141 65H143V66H141ZM141 65H139V66H141V68L142 67H144V64H142L141 63ZM155 65H158V63H156V64H154V65H152V66H154V68L156 67ZM179 65H181V66H179ZM235 65V64H234ZM234 65H232L233 66V69L236 67L237 68V66L238 65H236V66H234ZM160 66V65H159ZM173 66H174V63H173ZM217 68H216V67ZM229 66V65H228ZM161 67V66H160ZM213 67H215V69H216V71H214L215 69H213ZM221 67V68H222ZM230 67H231V65H230ZM157 68V67H156ZM165 68V69H164ZM179 68V69H180ZM224 68V67H223ZM226 68V67H225ZM162 69V68H161ZM159 67H158V70H160V71H162ZM169 70L168 71H170L171 69L170 68H168ZM173 69V68H172ZM178 69V70H179ZM230 69V68H229ZM231 69H232V67H231ZM158 70L156 69V73L158 74ZM218 70H219V72H218ZM224 70H226V69H224ZM234 70H236V69H234ZM154 71V70H153ZM152 71V72H153ZM175 72H176V70H174ZM221 71V72H220ZM236 71V72H237ZM252 71H255V74H252V73H254V72H252ZM261 71H262V69H261ZM264 71V70H263ZM262 71V72H263ZM163 72V71H162ZM166 72V71H165ZM164 72V73H165ZM227 71H224V73H226ZM235 72V71H234ZM246 74H245V73ZM153 73H155V72H153ZM161 73V72H160ZM168 73V72H167ZM172 70H171V75H172ZM244 73V74H243ZM248 73V74H247ZM252 75H251V74ZM227 74H229L228 72H227ZM235 74V73H234ZM244 76H243V75ZM261 74V73H260ZM164 75V74H163ZM166 76L168 75V74H165ZM170 75V74H169ZM171 75H170V77H171ZM198 74H196V76L195 77H199V75L197 76ZM215 75V74H214ZM222 75V76H221ZM245 75H247V77L245 76ZM253 75H255V76H253ZM263 75H264V73H263ZM160 75L158 74V77H159ZM165 76V77H166ZM173 76V75H172ZM222 78H221V77ZM240 76H242V77H240ZM249 76H252V77H250V79H249ZM262 76V75H261ZM260 76V77H261ZM174 77V76H173ZM173 77H171V78H173ZM216 77V76H215ZM253 77H255L254 79H253V84H251L252 83V79L251 78H253ZM258 77V78H257ZM143 78V77H142ZM170 78V79H171ZM237 78H238V81H237ZM197 79V78H196ZM211 79V81H209ZM216 79V78H215ZM232 79V80H231ZM235 79V80H234ZM142 80V79H141ZM207 80V81H206ZM222 80V81H221ZM257 80V81H256ZM159 81V80H158ZM232 81L235 83H232ZM183 82H184V84H183ZM215 82V83H214ZM250 82V83H249ZM256 82V85H254V83ZM135 83H137V81L135 82ZM177 83V84H176ZM209 83V84H208ZM210 83H211V85H210ZM213 83V84H212ZM219 83H221L220 85H221V90H220V85H219ZM151 84V83H150ZM180 84V85H179ZM237 84V85H236ZM251 84V85H250ZM142 85H144L145 87H147V88H143V86ZM156 85H158V84H156ZM188 85H191V87H189L188 88ZM197 85H198V87H197ZM215 85H218V86H215ZM232 85V86H231ZM158 86H160V88L162 89V85L161 84H159ZM208 86V87H207ZM239 86V87H238ZM197 87V88H196ZM245 87H247V88H245ZM255 87V89H253ZM260 87V88H259ZM151 88L153 89V90H155V88L157 89V87L155 86V85H152L151 86ZM151 88H149V89H151ZM173 88H175V86L173 85ZM216 90H215V89ZM230 88V89H229ZM240 88V89H239ZM158 89H159V87H158ZM160 89V90H161ZM249 91H248V90ZM252 89V90H251ZM262 89V90H261ZM143 90V91H144ZM176 90V91H175ZM194 90V91H193ZM199 90H201V91H199ZM219 90V91H218ZM143 91H141V92H143ZM156 91V90H155ZM180 91V92H179ZM235 91V92H234ZM258 91V92H257ZM134 92H136L135 90H134ZM172 92V93H171ZM174 92H177V94H175L174 95ZM217 92H219V94L217 93ZM225 92V93H224ZM249 92V93H248ZM260 92V93H259ZM140 93V92H139ZM179 93H180V96H179V98H180V101L178 100V104L180 105L181 103V107L179 108L178 107V109H180V111H182V113L183 114H185V115H182V118L184 117V116H186V114H188L186 111L188 110V112H189V109L191 108V109H193L194 108V106H196L197 108H194L193 109V111L195 110V111H198L199 110V112L200 111H202V112H193L192 110V112H193V116H191V114H189V116H191V117H188L187 116V118L188 119H190V118H192V122H191V119L188 121V120H186V123H182V124H184L183 126L181 125V123H180V125H173L172 123H175V121H176V124L179 122V120H180V118L179 117H177V116H175L177 119H171V118H173L174 117V115H173V117H171V118H169V119H171V121H173V122H170L171 124L169 125V127L167 126V124H168V122L170 121L168 118H165V119H167V120H165V119H162L161 120V118H164L167 114H168V112H169V110H170V112H171V110L173 111V108L174 109H176L175 107H174V103L176 102V97L179 95ZM189 93V94H188ZM195 93V94H194ZM234 93V94H233ZM240 93V94H239ZM248 93V94H247ZM132 94V93H131ZM131 94H129V95H131ZM133 94H135V93H133ZM138 94V93H137ZM211 94H213V95H211ZM260 94V95H259ZM128 95V96H129ZM194 95V96H193ZM222 95V96H221ZM226 95V97H229V99L227 100L226 99V97H223V96H225ZM232 97H231V96ZM245 96V97H242V96ZM256 95H257V97H256ZM133 97H132V99L131 100H133V99H136L135 97H137V95L135 94V95H132ZM139 96H140V94H139ZM146 95H143L142 96V98H141V100H138V97H137V100L138 101H140V103H141V101H143L144 100V97H145ZM174 96H176L175 97V99H174ZM183 96V98H185L186 96V98L185 99H183V100H181L182 97ZM198 96V97H197ZM214 97V98H211V97ZM217 96V97H216ZM263 98V100L261 99V97ZM141 97V96H140ZM171 97V98H170ZM208 97H210V99L208 98ZM235 97H236V99H235ZM241 97V98H240ZM255 97L257 98L256 99V103H262L261 105L259 104H257V106H255L254 105V107L252 108V110L250 109V108H248V107H252L250 104H252L253 105V103H251L252 101H255L254 99H255ZM147 98V97H146ZM178 97H177V99H179ZM188 98V99H187ZM199 98V99H198ZM217 98V99H216ZM129 98H127L126 100H128ZM140 99V98H139ZM143 99V100H142ZM169 99V100H168ZM171 99H173V101L171 100ZM197 99V100H196ZM215 99V100H214ZM220 101H219V100ZM223 99H225V100H223ZM240 99V101H238ZM126 100L124 101L125 103H123L124 104V106H125V108H126V106L129 104L130 105V103H131V101L130 102H128V104H127V102H126ZM130 100V99H129ZM208 100V101H207ZM218 100V103L216 102ZM222 100L224 101L223 102V104H221L222 103ZM227 100V101H226ZM233 100H235V101H233ZM241 100H243V101H241ZM136 101V100H135ZM145 101H146V99H145ZM168 101H170V102H173L172 103V105L171 106H168V105H170V102L168 103ZM185 101V102H184ZM209 102L208 104H207V102ZM215 101V102H214ZM233 101V102H232ZM237 101H238V104H236L237 103ZM260 101V102H259ZM163 102V103H162ZM197 102H199V104L197 103ZM206 102V103H205ZM227 102V103H226ZM139 103V102H138ZM145 103H144V105H145ZM163 105L164 103H166V104H168L167 106L168 107H166V109H162V111H161V108H159V110H158V107L160 106V107H162L161 106V104ZM216 103V104H215ZM232 103V104H231ZM234 103V104H233ZM247 103V104H246ZM255 103V104H256ZM125 104H127V105H125ZM142 104H143V102H142ZM160 104V105H159ZM165 104V105H166ZM176 104H177V102H176ZM201 104H204V105H201ZM220 104V105H219ZM226 104H228L227 106H226ZM231 104V106H229ZM250 106H249V105ZM128 105V106H129ZM140 105V104H139ZM186 105H187V107H186ZM192 105V106H191ZM207 105V106H206ZM216 105V106H215ZM224 105V106H223ZM124 106H122V107H124ZM141 106H143V105H141ZM146 106V107H147ZM157 106V107H156ZM164 106V105H163ZM183 106V107H182ZM213 106V107H212ZM225 107L226 106V108H223V107ZM260 106V107H259ZM130 107V106H129ZM127 108V109H125V108H123V109H125L126 110V113L124 114L125 116H126V114H127V112H128V110H131L132 108L130 107V108ZM135 107V106H134ZM133 107V108H134ZM155 107V108H154ZM165 107V106H164ZM169 107H170V109H169ZM189 107V108H188ZM209 107V108H208ZM235 107V108H234ZM255 107H257V109H254ZM259 107V108H258ZM140 108V107H139ZM185 108V109H184ZM187 108V109H186ZM200 108V109H199ZM224 109V111H223V109ZM156 109L158 110V111H156ZM205 109V110H204ZM212 109V110H211ZM217 109V110H216ZM222 110V112H221V110ZM262 109V110H261ZM231 110H232V112H231ZM255 110H257V111H255ZM168 111V112H167ZM174 111H176L177 112V109L176 110H174ZM184 111V112H183ZM219 113V111H220V113L219 114H221V116L222 117H224L225 116V112H227L226 114H229V112H230V114H231V117H227V116H229V115H227L226 117H227V119L226 118H220V121H219V119H218V113ZM125 112V111H124ZM158 112H160V114L158 113ZM163 112V113H162ZM165 112V113H164ZM167 112V113H166ZM175 112V113H176ZM207 112V113H206ZM210 112V113H209ZM213 112V113H212ZM123 113V112H122ZM172 113V112H171ZM190 113V112H189ZM194 113L196 114L195 115V118H194ZM198 113V114H197ZM214 113H215V115H214ZM224 113V114H223ZM173 114V113H172ZM176 114H178V113H176ZM204 114V115H203ZM211 114V115H210ZM237 114V116H239V117H237V120H236V116H234V115H236ZM245 114H247V117H246V119L247 118H249L250 116V118L249 119H251L250 121H249V119L248 120H246L245 119ZM259 114V115H258ZM159 115H160V117H159ZM180 114H178V116H179ZM202 115V116H201ZM207 115V116H206ZM210 117H209V116ZM255 115V116H254ZM258 115V116H257ZM196 116H197V119H196ZM212 116H213V118H212ZM220 116V115H219ZM151 117V118H150ZM153 117L154 118H156V120L155 119H153ZM159 117V118H158ZM208 117V118H207ZM217 117V118H216ZM253 117H255V118H253ZM139 118V117H138ZM145 118H146V120H149V123H151V124H149V126L151 125L152 126V128H151V126H150V129L151 130H153V131H156V134H157V137H159L158 138V140L159 141H161L162 143H161V145H163V144H167L168 146H169V144H170V142H172V140L171 139H173V141L176 139V137L178 136V140H177V142L175 141V142H172L171 144H175V143H177V146H176V148L178 149V147L180 146V148H179V152L178 153H180L181 155H183L184 156V154H185V156L184 157H180V155L177 153V154H175L174 153V149L175 148H173V149H170L169 151V153H168V158L167 157H165L166 155L164 154V153H166V152H164L165 150H164V147L162 146H160L159 148H160V150H159V155H153V154H150L149 153V149H148V147L147 146H152L151 145V143H152V140H153V137L152 138H150L149 136H148V139H145L144 140V138H146L145 137V135H144V138H142L143 136L141 135L140 136V138H139V140L137 139H135L134 140V136H132V129L134 128V127H137V125L139 124V123H141V122H143V121H145ZM179 118V119H178ZM201 118V119H200ZM233 119L232 121V124H234V130H232V127H228L227 125H229V123H231L230 122V120L231 119ZM239 118V119H238ZM245 119V121H243L244 119ZM159 119H160V121H159ZM242 120V125L244 126L245 124H243V122L245 123V122H247V124H246V126L248 125V124H250L249 126L250 127H243V130L240 128V129H238L239 131H237L238 132V134H236L237 136H235V135H233L234 134V132L236 133V128L237 127H239L238 125L239 124H241V120ZM136 120H137V122H136ZM150 120H151V122H150ZM198 120V121H197ZM212 120V121H211ZM228 120V121H227ZM234 120H235V122H236V125H235V123H234ZM132 121V123H129V124H127L128 122H131ZM161 121H163V122H161ZM185 121V120H184ZM224 121V122H223ZM239 121H240V123H239ZM154 122V123H153ZM156 122V123H155ZM190 122V123H189ZM194 122V124H192ZM202 122H204V123H202ZM205 122H207V123H205ZM220 122V123H219ZM227 122V123H226ZM159 123V124H158ZM161 123V124H160ZM166 123V124H165ZM222 123H224V125L226 126V129L228 130L229 128H231L229 131H231V132H229V131H225V128H223V130L224 131H222V129H219V126L222 124ZM237 123H239V124H237ZM258 123H261V124H259V125H256V124H258ZM131 124V125H130ZM193 125V126H191V125ZM199 124H201L200 126H199ZM227 124V125H226ZM231 124V125H232ZM155 125V126H154ZM157 125V126H156ZM223 125V124H222ZM224 125L222 126V127H224ZM262 125V126H261ZM127 126V127H126ZM177 126V127H176ZM188 126H189V128H188ZM194 126H195V128H194ZM241 126V125H240ZM252 126V127H251ZM260 126V127H259ZM129 127V128H128ZM155 127H157V128H155ZM158 127H159V129L160 130H158ZM213 127V128H212ZM221 127V126H220ZM242 127V126H241ZM154 128V129H153ZM166 128V129H165ZM253 128V129H252ZM261 130H260V129ZM124 129H126V131L124 130ZM130 129L132 130L131 132H129L130 131ZM156 129V130H155ZM167 129H169V130H171V131H167ZM180 129V131H178ZM182 129V130H181ZM185 129H187V130H185ZM245 129H247V130H245ZM129 130V131H128ZM186 132V134H185V132ZM188 130H189V132L191 133H189L188 132ZM198 130V131H197ZM202 130V131H201ZM251 130L253 131V132H255V133H253L252 134V132H251ZM260 132H259V131ZM123 131H125L124 133H123ZM167 131V133L165 134V132ZM172 131H174V132H172ZM184 133H183V132ZM196 131V132H195ZM213 131H215V133L216 134H213L214 132ZM127 132H129V133H127ZM134 132V131H133ZM137 132V131H136ZM136 132H134V133H136ZM192 132H195V135H194V133L192 134ZM198 132V133H197ZM205 132H207L206 133V136H205ZM233 132V133H232ZM123 133V134H122ZM133 133V134H134ZM146 133V132H145ZM162 133H164V135H162ZM170 133V134H169ZM174 133H175V135H174ZM197 133V134H196ZM222 133H223V135H222ZM224 133H226L225 135L228 137V139H227V137L224 135ZM227 133H229V134H231V136L232 137H230V135L229 134H227ZM242 133V134H241ZM246 135H245V134ZM159 134H161V136L159 135ZM200 134H201V136H200ZM211 134L213 135V139L211 138ZM249 134V135H248ZM123 135H125V136H123ZM128 135V136H127ZM130 135V136H129ZM136 135V134H135ZM170 135H171V137H170ZM172 135H174V136H176L175 138H173V136ZM180 135V136H179ZM192 135H194V136H191ZM198 135V136H197ZM203 135L205 136V137H203ZM220 135H222V137L223 138H221V136ZM259 135V136H258ZM121 136V137H120ZM251 136V137H250ZM169 137V138H168ZM201 137H203V138H201ZM235 137V138H234ZM129 139V141H128V139ZM168 138V139H167ZM187 138V139H186ZM199 138H200V140H199ZM220 138V139H219ZM234 138V139H233ZM140 139H143L145 142H143L142 143V141L140 140ZM193 139H194V141H193ZM207 140L208 142H204V145H203V143L201 142V140L202 141H204V140ZM211 139V140H210ZM231 139V140H230ZM233 139V140H232ZM126 140V141H125ZM133 140V141H132ZM163 140H166L167 141V143L165 142V141H163ZM171 140V141H170ZM187 140V141H186ZM216 140V141H215ZM139 141V142H138ZM264 141V140H263ZM121 142V143H120ZM126 142V143H125ZM135 142V143H134ZM164 142V143H163ZM195 142V143H194ZM200 142V143H199ZM217 142V143H216ZM233 142V143H232ZM123 143V144H122ZM127 143H129V144H127ZM130 143H131V145H133L131 148L132 149H130V147L129 146H131L130 145ZM134 143V144H133ZM141 143L144 145V146H146V147H144L143 145L141 146ZM146 145H145V144ZM180 143H182V146L183 147H185V149L187 148H189V150H188V152L187 153H184V154H182L181 152H182V149L181 148H183V147H181V145H178V144H180ZM210 143V144H209ZM138 144H140V145H138ZM170 144V145H171ZM184 144V145H183ZM198 144V145H197ZM209 144V145H208ZM259 144V143H258ZM196 145V146H195ZM212 145V146H211ZM128 146V147H127ZM168 146H165V147H168ZM174 146V145H173ZM198 146V147H197ZM234 146V147H233ZM236 146V147H235ZM257 146V145H256ZM262 146V145H261ZM260 146V147H261ZM140 147V148H139ZM171 147V146H170ZM175 147V146H174ZM194 147V148H193ZM201 147V148H200ZM259 147V148H260ZM264 147V146H263ZM127 150H126V149ZM133 148H135V149H133ZM196 148V149H195ZM199 148L202 150H199ZM244 148V149H243ZM129 149H130V151H129ZM145 149V150H144ZM168 149H169V147H168ZM241 149H242V152H241ZM260 149H264V148H260ZM260 149L259 150H257V151H260ZM125 150V151H124ZM136 152H135V151ZM144 150V151H143ZM176 150V149H175ZM196 150V151H195ZM244 150V151H243ZM127 151H129V152H127ZM134 152V156L136 157L137 156V158H135L134 159V156H132V154H133V152ZM177 151V150H176ZM185 152L187 151V150H184ZM183 151V152H184ZM264 151V150H263ZM142 152V153H141ZM146 153V155L145 154H143V153ZM194 152H195V154H194ZM201 152V153H200ZM205 152H207V154L205 153ZM224 152H227V153H224ZM239 152V153H238ZM129 153H131V154H129ZM136 153V154H135ZM139 153H141V154H139ZM171 153V155H173L174 157H176V159H174L171 155H169ZM231 153H232V155H231ZM241 153V154H240ZM124 154V155H123ZM163 154H164V156H163ZM193 154V155H192ZM203 154H204V156H203ZM219 154V155H218ZM238 154H239V156H238ZM256 154V153H255ZM260 154V153H259ZM258 154V155H259ZM128 155V156H127ZM217 155H218V161H221V160H226V161H224V162H227L226 164H229V165H226V166H224V168L225 167H228L229 166V168H230V166L231 165H233V162H231L232 164H230V162L229 161H234V164L235 163H237L238 165H239V161H238V158H239V160L242 162V164H244L242 167L243 168H245L244 169V172H243V174H240V175H242V176H239L238 178L239 179H237V181L235 180L234 181V179L235 178H231L232 176H231V172H230V170H229V168H226L225 170H224V173L223 172H221L219 175H215V174H217V173H219L220 172V170H222L221 169V167L223 168V165L222 166H220V163L218 164L219 166H220V168H218L217 166H215L216 167V169L218 168V170H219V172H217V170L215 169L214 171H213V175H210L211 173V170H210V172L208 171V170H205V169H203V171L205 170V171H208L209 173V175H207L208 177H206L205 178V176H204V178L207 180V182L209 181L207 178H209V179H211L210 180V182H208V183H211L212 181H213V178L214 179H217V178H219L218 180L219 181H227L226 183L228 184V183H230L231 181H229L228 182V180H231V179H233L232 181L233 182H238V184H239V181L238 180H240L241 179V177L243 178L244 177V179L243 180H245V178L247 177L248 178V180H246V181H243L242 180V183H244L245 185H247V187L251 184V182L253 183H256V187H254V185L252 184V185H250L249 187H250V190L246 187V189L248 190V191H246L247 193H245V190L244 191H242L243 189H245V185L243 186V185H241V184H239V188L242 186V187H244L243 189H242V187H241V191L242 192H244V194L242 195L241 194V196H242V199H241V197H240V195L239 196H237V197H235L234 196V194H233V196L235 197V198H231V196H232V193L234 192V193H237L236 191H238V189L236 190V191H233L234 189V185H235V183L234 184H232L233 185V187L230 185V184H228V185H230L229 186V189H228V191H229V193H228V195L230 194V196H228V195H226V194H224L225 193V191L226 190H223V188H222V186H223V183H222V186H220V190L222 189V191H220V193L222 192H224L223 194L224 195H226V196H224L223 194H219V195H221L220 196V199L222 198V197H229L228 198V200H230V201H228V202H226L227 204L226 205H224V207H223V209H222V211H220V212H218V210H217V212H214V208H216L214 205H213V209H212V212H214V214H212L211 212H208L210 215L207 217L206 216V218L205 219H201L200 220V218H201V214L199 213V212H196L195 210H193V211H195L196 212V216H197V214H198V216L199 217H195V215H187V212L185 213L187 216H188V218L186 219V217L185 218H183L182 216H184V212L183 211H186V210H184V209H186V208H183V210L182 211H180L179 210V212H183L182 213V215H181V217L179 218L178 216H179V212L176 210V213H178V216H177V214L176 213H174L172 210H174V209H176L175 208V202H176V200H174L177 196H179V194L178 195H174V197H173V200L175 201V202H172L173 200H170V199H168V197H166L168 200H170V202H172L173 204H172V206L171 207H173V208H171V207H169V205H171V203L170 202H167V205H168V207L170 208V209H168V211L166 212V210H165V212L167 213V215H169L171 218H172V216H173V218L170 220L172 223H169V227H171L172 225V229L170 228V230H167L166 229V233L165 232H163L164 234H162V235H160V237H158V233L160 234V232H162V231H165V229H163L164 227H166V228H168L169 229V227H168V224H167V226L165 225L166 224V220H168V218H170L169 216H164L163 217V219L164 218H167L166 220H164V222L161 224L160 222H159V220L160 219H162V218H157V217H159V216H157V211H159V209H160V207H164V205L162 206V204L164 203H162L161 205H159V204H155V202H157V200H158V203L160 202V198H162V196L165 194V192H169V191H167L168 189L167 188H169V183L170 184H172L171 183V181L173 180L172 178L173 177H178L179 175L180 176H182V178H183V176L185 177V176H187L188 174H186L185 172H193V170H190L194 165V168H196V167H198V168H201V167H203V166H205V167H207V165L205 164V163H207L208 164V162L210 163V164H212V163H215L214 161H216L217 160ZM236 155H237V158H236ZM262 155H264V154H262ZM260 156V157H258V159L260 158H263V156ZM143 156V157H142ZM154 157V159H153V157ZM163 156V157H162ZM235 156V157H234ZM150 157V158H149ZM172 157V158H171ZM178 157H180V158H178ZM213 157V158H212ZM256 157V156H255ZM143 158V159H142ZM166 158V159H165ZM170 158L172 159V160H170ZM232 158V159H231ZM234 158V159H233ZM242 158V159H241ZM254 158V157H253ZM131 159V160H130ZM145 159V160H144ZM181 161H180V160ZM189 159V160H188ZM210 159H212L211 161H210ZM214 159V160H213ZM228 159H231V160H228ZM257 159V160H258ZM259 159V162H256V164H258V163H262V161H264V159L261 161ZM139 160H140V163H139ZM156 160V161H155ZM160 160V161H159ZM164 160H166V161H164ZM168 160V161H167ZM173 160H175V161H173ZM207 160H209L208 162H207ZM247 160V159H246ZM252 160V158L250 159V161ZM255 160H256V158H255ZM256 160V161H257ZM137 161H138V163H137ZM141 161H142V163H141ZM146 161V162H145ZM151 161V162H150ZM162 161H163V164L161 165V163H162ZM171 161H173V162H171ZM188 161H189V163H188ZM253 161V160H252ZM252 161H251V163H252ZM119 163H120V161H118ZM118 162H116V163H118ZM148 162V163H147ZM158 162H160V163H158ZM202 162H204V163H202ZM217 162V161H216ZM222 162V161H221ZM229 162V163H228ZM247 162V161H246ZM115 163V164H116ZM152 163V164H151ZM154 163H157V165L156 164H154ZM178 163V164H177ZM198 163H199V166H198ZM200 163L202 164V166L200 165ZM114 164V163H113ZM127 164V165H126ZM140 164H141V166H140ZM170 164V165H169ZM175 166H174V165ZM181 164V165H180ZM204 164V165H203ZM253 164H255V163H253ZM253 164H250V165H253ZM263 164V163H262ZM118 165V164H117ZM151 165V166H150ZM183 165V166H182ZM197 165V166H196ZM216 165V164H215ZM237 165V166H238ZM114 165H112V167H113ZM120 166H121V163H120ZM162 166H163V168H162ZM173 166V167H172ZM182 167V169H179V168H181ZM201 166V167H200ZM212 166H213V164H212ZM248 166V165H247ZM261 166V165H260ZM115 167V166H114ZM117 167V166H116ZM132 167V168H131ZM208 167L210 168L211 166H209V164H208ZM232 167H236V164L234 165V166H232ZM252 167H254V165L252 166ZM262 167V166H261ZM162 168V169H161ZM198 168H197V171H200V170H198ZM214 167H212V169H213ZM223 168V169H224ZM237 168H239V167H237ZM236 168V169H237ZM243 168H240V169H242L243 170ZM123 169V170H122ZM134 169V171H136L134 174H132V172H131V170H133ZM175 169H177V171L175 170ZM231 169V168H230ZM234 169V168H233ZM236 169H234V170H236ZM240 169H239V172H242V170L240 171ZM256 169V168H255ZM138 170V171H137ZM166 170H168V171H166ZM179 170H181L180 172H179ZM195 170V169H194ZM133 171V172H134ZM165 171H166V173H165ZM197 171H194L195 173H198ZM202 171V170H201ZM199 172V175L201 174V176H202V174H204V175H206L207 174V172ZM216 171V172H215ZM252 171V170H251ZM262 171H264V168L261 170V174H263L262 173ZM162 172V173H161ZM169 172V173H168ZM174 172V173H173ZM179 172V173H178ZM233 172V171H232ZM235 172V171H234ZM237 172H238V170H237ZM238 172V173H239ZM161 173V174H160ZM181 173V174H180ZM238 173H237V176H238ZM186 174V175H185ZM192 174V173H191ZM190 174V175H191ZM102 174H100L99 175V177L101 176ZM141 175V176H140ZM193 175L194 176H196V174H194L193 173ZM227 176V177H222V176ZM231 177H230V176ZM233 175H234V173H233ZM154 176V177H153ZM157 176V177H156ZM201 176H199V179L200 180H202L201 179ZM217 176V177H216ZM219 176V177H218ZM220 176H221V178H222V180H220L221 178H220ZM229 176V177H228ZM145 177V178H144ZM147 177V178H146ZM216 177V178H215ZM234 177V176H233ZM236 177V176H235ZM121 178V179H122ZM139 178V179H138ZM181 178V177H180ZM187 178V177H186ZM185 178V179H186ZM190 178H192V177H190ZM193 178H195V177H193ZM228 178V179H227ZM162 179H164V181L163 182H166L167 180V182H166V185H165V183H164V185H165V187L163 186V183H162ZM175 179V178H174ZM177 179V178H176ZM184 179V178H183ZM197 179V178H196ZM158 180H159V182H158ZM188 180H189V178H188ZM194 180V179H193ZM198 180V179H197ZM199 180V181H200ZM206 180L204 181V180H202L203 182H201V183H203L204 184V182H206ZM218 180H215V181H218ZM258 180V179H257ZM140 181H142V182H140ZM177 181V180H176ZM192 180H190L188 183L189 184H192V182H191ZM158 182V183H157ZM169 182V183H168ZM173 182V184H172V186H171V191H170V193H169V196H170V194H171V192L173 193H175V191H174V188L175 187H177V184H174V181H172ZM178 182V181H177ZM182 182V185H180V183ZM183 182H187L186 180L184 181V180H179V185L182 187V189H183V191H182V193L184 192V190H185V192H187V193H184L185 195L186 194H189V196H187V198H186V196L184 197V198H186V199H183V197H181L184 201L185 200H187V199H191L192 198V195L194 194V192L197 194V196L195 197V201L194 202H192V204L191 203H189L190 204V209L192 208V206H194L193 208H195V205H198L197 203L198 202H203V201H201L202 199H204L205 197H206V200H207V198H208V201H206V203L207 202H211L212 201V197H216V194L217 193H219V192H217V191H215V190H213V189H215L214 187H212V186H210V188H207V190H206V185L208 186V184L206 183V184H204L205 185V189L203 190V188H202V186H200L199 185V187H196L195 186V183H194V186L193 185H190L192 188L193 187H195L196 189L195 190H193V189H191L192 190V193L190 192L191 190H186V187H185V185L183 184ZM246 182V183H245ZM247 182H248V184H247ZM250 182V183H249ZM258 182H260V183H258ZM139 183H140V185H139ZM153 183H155L156 184V186L153 184ZM159 183H161V184H159ZM196 183H198V184H200L199 182H197L196 181ZM225 183V184H226ZM138 184V185H137ZM151 184V185H150ZM158 184V185H157ZM203 184H201V185H203ZM216 184V183H215ZM224 184V186L223 187H225L226 186V188H227V184L225 185ZM237 184V183H236ZM237 184V185H238ZM137 185V186H136ZM155 186V188H157V190L159 189L160 190V192H159V190L158 191H155V189L153 188L154 186ZM176 185V186H175ZM186 185L187 186H189L187 183H186ZM210 185V184H209ZM217 185H218V183H217ZM220 185H221V183H220ZM236 185V186H237ZM241 185V186H240ZM131 186V187H130ZM136 186V187H135ZM144 186V187H143ZM148 188H147V187ZM161 186V187H160ZM235 186V187H236ZM252 186V187H251ZM129 187H130V189H129ZM137 187H139V189H137ZM142 187V188H141ZM150 187H152L153 189H154V191H153V189L151 190L150 189ZM158 187H160V188H158ZM179 187V186H178ZM190 187V188H191ZM218 187V186H217ZM126 188V189H125ZM131 188L133 189V190H131ZM137 189V190H135V189ZM164 188V189H163ZM147 189H149L150 191H151V194H150V191H149V193H148V195H147V197H146V195L144 196V194L143 193H145V191H147ZM225 189V188H224ZM230 189H231V191H230ZM236 189V188H235ZM141 190H143V192L141 191ZM162 190V191H161ZM178 190V189H177ZM217 190V189H216ZM189 191V192H188ZM249 191H250V194H249ZM154 192H155V194H156V192H157V196H156V200H155V202H154V200L153 199H151L152 200V202H154V203H151V205L152 206H154L155 208V210H156V215L155 214H153L154 216H151L152 218L153 217H155V218H150V219H148V217H145V216H147V215H142L141 217L143 218V219H140V218H138V219H135V218H132V216H134V215H132V216H130V214H128L129 215V217L130 218H126L128 221H126L125 220V215H126V213H124L125 215H124V223L126 222V223H129V226L131 225V226H133V229L134 230H136L137 232H138V230H139V232L137 233L138 234V238L136 237H134V236H136V235H134V233H132V231H134L133 229L131 230V229H129V228H132V227H129L128 226V224L126 225V227L127 228H123L122 227V231H121V229H119V228H121V227H119V224H120V222L118 223V224H114L115 225V227H113V226H111V227H113L112 229H105L104 228V225H106V224H104L103 225V222L105 223V222H107L109 219H106V217H105V212H106V214H109V212H110V216L116 211V213H114V214H116V216H117V212H118V214H119V209L118 208H120L121 210L124 208V207H126V206H122L121 207V205H125L126 203L130 206V207H134L133 209H135L137 206L140 208V207H142V205H143V207H148L147 206V203H149L147 200H148V198H149V195H150V197H151V195H152V193H153V195L155 196V194H154ZM208 192V193H207ZM227 192V191H226ZM239 192V191H238ZM140 193H142V195L144 196V198L142 197V199H139L140 197H139V195L138 194H140ZM147 193V192H146ZM162 193H164L162 196H161V194ZM176 193H177V191H176ZM211 193H212V195H211ZM167 194V193H166ZM192 194V195H191ZM195 194V195H196ZM205 194H207V195H205ZM240 194V193H239ZM98 195V196H97ZM101 195V196H100ZM118 195V196H117ZM172 195V194H171ZM180 195H181V193H180ZM191 195V196H190ZM205 195V196H204ZM218 195V194H217ZM218 195V196H219ZM223 195V196H222ZM245 195V196H244ZM122 196H124L125 198L124 199H126V200H128L129 199V201L128 202H126L124 199H122V200H124L125 201V204H124V201H122L121 200V198H122ZM138 196V197H137ZM203 196V197H202ZM209 196H210V199H209ZM232 196V197H233ZM248 196V197H247ZM135 197V198H134ZM164 198H165V196H163ZM245 197V198H244ZM115 198H116V200H115ZM131 198H132V200H131ZM154 198V197H153ZM170 198V197H169ZM180 198V197H179ZM180 198V199H181ZM218 198V197H217ZM247 198V199H246ZM250 198V199H249ZM97 199L99 200V203H98V201H97ZM147 199V200H146ZM180 199H177V200H180ZM181 199V200H182ZM219 199V198H218ZM218 200V202L219 201H223L224 199H222V200ZM231 199H233V200H231ZM243 199H246V200H243ZM253 199V200H252ZM138 200H140V202L138 201ZM150 200V201H151ZM162 200V199H161ZM166 200V199H165ZM164 200V201H165ZM188 200V201H189ZM192 200H193V198H192ZM191 200V201H192ZM217 200V199H216ZM227 200V199H226ZM243 200V201H242ZM256 202H255V201ZM263 200V201H262ZM100 201H102V203L100 202ZM187 201V202H188ZM190 201V202H191ZM214 201H215V199H214ZM225 201V200H224ZM233 201V202H232ZM242 201V202H241ZM254 201V202H253ZM97 202V203H96ZM116 202V203H115ZM130 202L131 203H133L132 205L133 206H131V204H130ZM147 202V203H146ZM186 202V201H185ZM195 202H196V204H195ZM208 203L207 205H210V204H213L214 202H212V203ZM111 203V204H112ZM141 203L142 205H139V204ZM169 203V204H168ZM184 203V202H183ZM224 203V202H223ZM231 203H234V204H232L231 205ZM95 204V205H94ZM116 204V205H115ZM137 204V205H136ZM156 206H155V205ZM184 204H186V203H184ZM183 204V205H184ZM195 204V205H194ZM215 205H216V202L214 203ZM231 206H230V205ZM242 206H241V205ZM108 205V206H107ZM159 205V206H158ZM166 205V203H165V206H167ZM187 205H188V203H187ZM186 205V206H187ZM205 205V204H204ZM218 205V204H217ZM251 205H254L255 207H253L252 206V208H256L254 211H252V209H251ZM116 206V207H115ZM151 206V207H152ZM176 206H177V204H176ZM178 206H180V204H178ZM177 206V207H178ZM189 206V205H188ZM187 206V207H188ZM199 206H200V204H199ZM202 206V205H201ZM206 206V205H205ZM210 206H212V205H210ZM221 208H222V206H221V204L219 205ZM227 206V207H226ZM241 206V207H240ZM250 206V207H249ZM100 207V208H99ZM112 207V208H111ZM115 207V208H114ZM137 207V208H138ZM145 207V208H146ZM181 208H179V209H182V207L183 206H180ZM198 207V206H197ZM231 207V208H230ZM237 207H238V210H236L237 209ZM157 208V209H156ZM192 208V209H193ZM200 208H202V207H200ZM199 208V210L201 211V209ZM207 208V207H206ZM209 208V207H208ZM207 208V209H208ZM211 208V207H210ZM221 208H219V209H221ZM228 208H230V209H228ZM106 209V210H105ZM149 209H151L150 207H149ZM154 209H153V213H154ZM178 209V208H177ZM187 209H189V208H187ZM196 209V208H195ZM204 209V208H203ZM247 209V211H249L248 213H251V215L249 214V216L248 215H246L245 213L247 212V211H245ZM124 210V209H123ZM136 210H138V209H136ZM142 210H144V209H142ZM161 210H163V208L161 209ZM199 210H197V211H199ZM209 210V209H208ZM231 212H230V211ZM233 210H235L234 211V213H233ZM251 210V211H250ZM262 210V211H261ZM105 211V212H104ZM124 211H127L126 209L124 210ZM132 211H134L135 212V210H132V209H130V213L132 212ZM141 211V210H140ZM146 211V210H145ZM149 211V210H148ZM147 211V212H148ZM209 211H211V209L209 210ZM229 211V212H228ZM239 211V212H238ZM123 212V211H122ZM122 212H121V215H119L118 217H120L119 218V220L121 219L122 220V218H123V216H122ZM152 212V211H151ZM160 212V211H159ZM165 212H164V210H163V213L165 214ZM194 212V213H195ZM242 212V213H241ZM256 212V213H255ZM128 213H129V211H128ZM133 213V212H132ZM138 213V212H137ZM137 213H135V217H136V214ZM140 213V212H139ZM143 213H145L144 211H142V214ZM149 213V212H148ZM170 213V214H169ZM172 213H173V215H172ZM189 213V212H188ZM191 213V212H190ZM193 213V214H194ZM202 213V212H201ZM226 213H228L227 215L229 216V218L227 217V215H226ZM241 213V214H240ZM96 214V215H95ZM113 214V215H114ZM176 214V215H175ZM200 214V215H199ZM243 214V215H242ZM97 215H99V216H97ZM102 215V216H101ZM113 215L111 216L112 218H113ZM140 215V214H139ZM158 215H160V214H158ZM162 215V214H161ZM185 215V216H186ZM205 215H206V213H205ZM208 215V214H207ZM212 215V216H211ZM237 216V217H234V216ZM244 215H246L245 217H244ZM255 215V216H254ZM257 215V216H256ZM104 216V217H103ZM115 216V215H114ZM115 216V217H116ZM137 216H138V214H137ZM157 216V217H156ZM176 216V217H175ZM213 216H215V218L213 217ZM218 216V217H217ZM102 217V218H101ZM114 217V218H115ZM122 217V218H121ZM145 217V218H144ZM161 217V216H160ZM205 217V216H204ZM210 217V218H209ZM219 218V219H222V220H219V219H217V218ZM227 217V218H226ZM234 217V218H233ZM174 218H175V220L179 223V221H180V223H182V222H184L183 223V225H185V226H183V225H181V224H179V225H181L182 227H184V228H182L181 226V228H182V232H181V230L179 231V232H181V233H183V236H181L180 234L178 235V231L177 230H179L180 229V227H178V223H177V225H174L175 223L174 222H176L175 220H174ZM192 220H191V219ZM203 218V217H202ZM209 218V219H208ZM211 218H214V219H211ZM225 218V220L223 221V219ZM101 221H100V220ZM106 221H105V220ZM132 219H134V221L132 220ZM141 221H140V220ZM188 219L190 220V221H188ZM194 219V220H193ZM208 221H207V220ZM102 223V224H99L100 222ZM111 220V219H110ZM118 220V221H119ZM185 220H187L188 222H186ZM199 220H200V222H199ZM229 220H230V222L231 223H233V224H235V223H238V224H236L235 226H236V228H238L239 226H237V225H242V227H243V229L241 230L240 228H242L241 226H240V228H238V230L240 231H242V232H244L245 233V238L243 239V241L241 242V240L240 241H235V234L236 233H238V231H235L236 233L233 235V233H234V231H233V229L234 228H232V225L229 223ZM244 220V221H243ZM115 221H116V219H115ZM114 221V222H115ZM123 221V220H122ZM155 221V222H154ZM163 220H161V222H162ZM166 221V222H165ZM169 220H168V222H170ZM182 221V222H181ZM198 221V222H197ZM202 221V222H201ZM226 221H228V222H226ZM260 221V222H259ZM110 222H113V221H110ZM113 222V223H114ZM131 222V223H130ZM139 222H141L139 225H140V227H138L139 225H138V223ZM145 222V223H144ZM189 222L191 223V224H189ZM196 222H197V224H196ZM264 222V221H263ZM98 223V224H97ZM107 223H109V222H107ZM117 223V222H116ZM165 223V224H164ZM193 223H195V224H193ZM111 224V223H110ZM122 224V223H121ZM132 224H134V225H132ZM149 224V225H148ZM205 224H208V225H205ZM218 224H216L217 226H218ZM118 225V226H117ZM171 225V226H170ZM203 225H205V227H203ZM97 226V227H96ZM110 226V225H109ZM108 226V227H109ZM122 226H123V224H122ZM208 226V227H207ZM211 226V227H210ZM262 226H264V225H262ZM261 226V227H262ZM106 227V226H105ZM214 225H213V229H214ZM104 228V229H103ZM218 228V227H217ZM235 228V229H236ZM177 229V230H176ZM203 229H206V230H203ZM125 230V231H124ZM130 230V232L132 233H129V235L131 234V235H134V236H132L133 238H131L130 240H131V242H130V240H129V235L128 236H126V233H127V231H129ZM186 230H187V232H186ZM196 230H197V228H196ZM195 230V231H196ZM197 231L198 233L200 232V231ZM215 230H216V228H215ZM214 230V231H215ZM103 231H105V233H103ZM120 231V232H119ZM136 231H134V232H136ZM142 232V234H141V232ZM169 231V232H168ZM102 233V234H104V235H102V234H100V233ZM155 232V233H154ZM229 232H230V234H229ZM127 233V234H128ZM197 233V234H198ZM199 234L200 235V237L203 235V233L202 234ZM209 233V232H208ZM244 233H242V234H244ZM96 234V235H95ZM113 234V235H112ZM115 234V235H114ZM119 234V235H118ZM122 234V235H121ZM150 234V236H148ZM207 234V233H206ZM239 234V233H238ZM93 235V236H92ZM100 235V236H99ZM111 235V236H110ZM140 235H144V236H142L141 238L142 239H146V237H147V242H145L146 240H144V244L143 245H145V246H142L141 248H142V250H141V248L139 247V243H140V241L139 240H141L140 239ZM157 235V236H156ZM210 235V234H209ZM209 235H207V236H209ZM94 236H95V238H94ZM98 236V237H97ZM105 236H109V237H105ZM116 236V237H115ZM175 236H178V237H176L175 238ZM196 236V235H195ZM204 236V235H203ZM243 236V235H242ZM243 236V237H244ZM105 237V238H104ZM157 237V239H155ZM197 238H196V240L199 238L198 236H196ZM206 237V236H205ZM211 237L210 238H207V241L209 240V239H211ZM234 239H233V238ZM242 237V238H243ZM110 240H109V239ZM124 238V239H123ZM194 238V237H193ZM193 238H191V239H193ZM93 239V240H92ZM100 240V241H97V240ZM118 239V240H117ZM133 239H139V240H136V244H135V247H133L134 246V243L135 242H133ZM174 239H179L180 241H176L175 242V240ZM201 239H204V238H202L201 237ZM200 239V240H201ZM172 240V241H171ZM206 240V239H205ZM223 240V241H222ZM94 241V242H93ZM103 241V242H102ZM137 241H139L138 243H137ZM149 241V242H148ZM154 243H153V242ZM169 241H171V242H169ZM184 241H185V243H184ZM203 241V240H202ZM206 241V242H207ZM221 241V242H220ZM262 241H264V240H262ZM95 242H97V244L98 243H100V244H96ZM105 242V243H104ZM112 242V243H111ZM123 242V243H122ZM168 242H169V244L171 243V245H169V246H171V247H168L167 246V249H165V251H164V245L163 244H165V243H167L166 245H168ZM193 242V241H192ZM198 242H200V241H198ZM205 242V241H204ZM203 242V243H204ZM103 243V244H102ZM106 243H108V244H106ZM125 243V244H124ZM131 243L133 244V245H131ZM163 243V244H162ZM176 243V244H177ZM195 244H196V241L194 242ZM215 243V244H214ZM227 243V244H226ZM92 244V245H91ZM113 246H112V245ZM118 244V245H117ZM177 244V245H178ZM182 244V243H181ZM186 244V245H187ZM192 244V243H191ZM187 245L188 247H191L192 245ZM205 244V243H204ZM204 244H203V246H204ZM207 244V243H206ZM261 244V245H260ZM122 245V246H121ZM136 245H138V246H136ZM163 245V246H162ZM98 246H100V247H98ZM105 246V247H104ZM148 248H147V247ZM180 246V245H179ZM224 246V247H223ZM113 247V248H112ZM145 247H146V249H145ZM158 247V248H157ZM177 247V246H176ZM181 247V246H180ZM199 247V246H198ZM211 247V248H210ZM212 247H214V248H212ZM229 247V246H228ZM262 247V248H261ZM115 248V249H114ZM195 248V247H194ZM202 248V247H201ZM205 248V247H204ZM261 248V249H260ZM95 249H96V251H95ZM160 249V248H159ZM181 249H182V247H181ZM184 249H186V248H184ZM199 249V248H198ZM197 249V250H198ZM208 249L206 250V251H208ZM93 250H94V252H93ZM136 250V251H135ZM138 250V251H137ZM175 250V252H172V251H174ZM183 250V249H182ZM186 250H188V249H186ZM215 250V251H214ZM228 250H229V248H228ZM111 251H112V253H111ZM118 251H120V252H118ZM189 251H191L192 252V250H190L189 249ZM188 251V253H189V255H190V252ZM193 251H195V250H193ZM199 251H202V250H198L196 253H198ZM206 251H205V249H204V251L203 252H205L206 253ZM225 251H226V249H225ZM98 252V253H97ZM129 252V253H128ZM139 252V253H138ZM168 252V253H167ZM229 252V251H228ZM228 252H227V255L229 256V254H228ZM142 253V254H141ZM176 253V254H175ZM182 253H184L183 251H181V254ZM193 253H195V252H192V254ZM205 253H203V255L204 256H202V257H200L202 254H201V252H199L198 254H194L193 256V258H192V260L194 259V261H197L199 264L202 262V261H204L205 260V262H206V260H208V259H206L207 257H205ZM103 254V255H102ZM132 254V255H131ZM159 254V255H158ZM165 254H167V255H165ZM178 258H176L174 255ZM201 254V255H200ZM230 254H231V252H230ZM118 255V256H117ZM141 257H139V256ZM188 255V256H189ZM200 255V256H199ZM208 255H210V251L208 252ZM208 255H206V256H208ZM115 256V257H114ZM138 256V257H137ZM172 256H174L175 258H176V261H173V260H169ZM188 256H186V257H188ZM227 256V257H228ZM230 256H229V258H230ZM50 257L52 258V255H50ZM54 257V256H53ZM167 257V258H166ZM190 257H191V255H190ZM190 257H188V258H190ZM203 258L202 260L200 259V258ZM212 257V256H211ZM216 257V256H215ZM214 257V258H215ZM226 257V256H225ZM232 257H234V258H232ZM108 258H103V261L104 260H106L107 259V261H108ZM117 258V259H116ZM173 258V257H172ZM171 258V259H172ZM175 258H174V260H175ZM184 258V257H183ZM205 258V259H204ZM208 258L210 259V256H208ZM213 258V259H214ZM262 258V259H261ZM55 259V258H54ZM99 259V258H98ZM111 259V258H110ZM111 259V260H112ZM139 259V260H138ZM219 259V260H220ZM100 260V259H99ZM128 260L125 262V264L128 262ZM169 260V261H168ZM183 260V259H182ZM191 260V259H190ZM211 260H212V258H211ZM229 260V259H228ZM55 260H50V262H52L53 264H57V262H54ZM57 261V260H56ZM101 261V260H100ZM102 261V262H103ZM106 261V262H107ZM119 261L120 260H118V263H119ZM135 262V264L136 263H138V262ZM143 261V260H142ZM146 261V260H145ZM153 261V262H152ZM173 261V262H172ZM221 261V260H220ZM231 261H233V260H231ZM105 261L103 262V264H111V262H107L106 263ZM115 262V261H114ZM113 261H112V264L114 263ZM128 262V263H129ZM134 262V261H133ZM146 262V263H147ZM176 262V263H175ZM230 262V261H229ZM228 262V263H229ZM121 263V262H120ZM119 263V264H120ZM127 263V264H128ZM146 263H143V264H146ZM233 263V262H232ZM231 263V264H232ZM114 264H117V263H114ZM122 264H124V263H122ZM139 264V263H138ZM191 264H194L193 262H191ZM197 264V263H196ZM201 264H205V263H201ZM208 264H210V262L208 263ZM230 264V263H229ZM233 264H235V263H233Z\"/></svg>","mask_w":264,"mask_h":264}]
</instances>
